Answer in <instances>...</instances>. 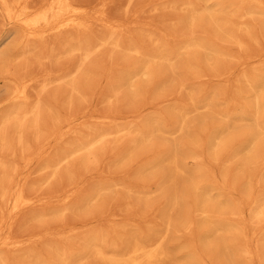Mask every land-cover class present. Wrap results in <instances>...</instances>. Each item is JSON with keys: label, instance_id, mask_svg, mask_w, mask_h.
I'll return each mask as SVG.
<instances>
[{"label": "bare ground", "instance_id": "6f19581e", "mask_svg": "<svg viewBox=\"0 0 264 264\" xmlns=\"http://www.w3.org/2000/svg\"><path fill=\"white\" fill-rule=\"evenodd\" d=\"M116 0H38V1H36V0H0V264H85V259L87 260L88 258H86V257H88V256H92L94 259H96L98 262H100V264H161V261L163 260V259H165V258H168L170 255L166 252V248L164 247V244L165 245H167V243L165 242V240L164 239H166V235L168 236V238L166 239L167 241H170V239H169V237H170V235H168V234H174L175 232H176V234L178 233V232H180V231H178V229H179V225H180V222H179V227H178V229H177V226H176V231L174 230L173 232L174 233H170V232H172L170 229L172 228L171 226H172V224H174V225H177V224H175V221H176V218L175 219H173L175 216L177 217V215L178 214H180V213H177V215H174L173 213L175 212V214H176V210H178V206L180 205V203H181V206L182 205H184V204H182V202L181 201H188V199H190V197L189 198H187V200H186V197H187V195L188 196H191L192 194H193V200L191 199V202H189L188 204H190V203H192V205H191V207L193 208V210L189 207V206H187V207H189V210L191 211H197V212H194V216L195 217H192V218H194L193 219V221L194 220H196L197 218L196 217H200L197 213L199 212V214H201L202 215V218L201 219H203L202 221H200V223L202 222V226H204V227H202V231H203V228H205L206 227V230H205V232L202 234V238L200 237V239H201V241H203V243L206 245V246H208L209 248H208V250L210 249V246H211V248L212 249H217L218 250V252L219 253H215V254H218V256H220V260H221V256L223 255V254H221V252H223L224 254H225V256L227 255V258H228V256H230L229 254H231V253H235L236 251V249H237V246H238V244H239V242H238V244H237V246H236V242H235V238L237 237V235H241V233L239 234V233H237V228L235 227V225L233 224V222H232V220L234 221V219L233 218H231V221H230V217H228V219L226 218V216L228 215V214H230V213H232V214H234L235 213V211H233V212H229V211H227V210H230L231 209V202H228V201H226V200H224L223 198H224V192L226 191V189L224 190V192H222L223 191V189L224 188H221V190L219 189L220 188V186H216V182L214 181L215 180V178H214V180L212 179L213 177L211 176V173H210V171H213V169L212 170H210V168L206 165V164H202L201 165V162H199V160L200 161H202L201 159H203V158H201L202 157V153H203V147H204V149H205V144H203L204 142H205V138L203 139V134H201L200 135V131H199V133H196L195 134V136L197 135V138L196 139H198V134L200 135V137L203 139V143H199V146L201 145L202 147H201V150H202V152L200 151V153H199V151H195V153H194V149L192 150V148L194 147L193 145H191V144H189V145H191L192 147H189V148H191V149H189V150H191V151H193L192 153L193 154H196L197 152V154L196 155H192L191 153V155H188L189 153L188 152H191V151H189L188 150V146L187 145H185L186 143H184L183 145H181L182 147L183 146H185V148H186V146H187V148H186V150H188V152H185L183 149H182V147L180 146L179 148H178V140L176 141L177 142V145H175L174 143H173V145H172V142H170V141H172V140H169V141H167L166 140V143H171L170 145H172V146H174L175 148H176V146H177V148L182 152V153H180L177 149H175V151L177 150L178 151V154L179 155H181V154H183L184 152L186 153V154H183L184 156H182L181 155V157L183 158H190V159H188L190 162L192 161V162H194V163H196V167H195V165H194V163H193V172L192 173H190V178L187 176L186 178H185V176H184V178H185V180L187 179V178H189V179H191V181L189 180V182H188V180H186L187 182H188V185L186 184V186H184V184H183V187H182V185L180 186V188H183V190H182V192H178V190H175V188H174V190L175 191H173V193L171 192V190H166V191H169V194H170V192L173 194V195H171L170 197H171V199H170V201H169V199L167 200V201H169V203H170V205L168 206L169 207V209H171V210H173V211H170V212H173L172 214L174 215V217L172 216V214H171V218L167 215V213H166V215H167V217H168V219H164L163 221H165L164 222V228L163 227H160V228H163V231H161V232H159V231H157L158 232V234H155L156 235V238L154 239V238H152V240H151V238H150V236H149V234H148V236L147 237H149V241H147V240H143V239H141L140 237L143 235H145V233H144V230L141 232V235H140V232H139V234L138 235H140V237L139 236H135V232H133L134 233V236H130L129 237V239H127L128 240V244H126V242H123V239H122V242L123 243H125L127 246H125V247H123L124 249H122V247H121V250H119V248H116V247H120L119 246V244H120V240H121V238H120V240L117 242L118 243V246H117V244L115 243V240L117 239V236H115L116 234H118L119 232V229L117 230V228H116V230H117V232L118 233H116L115 232V234H113L116 238H115V240L113 241V242H111V241H109V239H107L108 241H109V243H107L106 242V238H105V236L106 237H108L109 238V236H107V235H111V234H109V232L111 231V228H110V231H109V229L108 230H106L105 231V226H103L104 228H103V230L101 229V227L100 226H102V224L104 223H100V224H97L98 226L97 227H93V226H91L90 228H88L89 229V231H90V229L92 230L91 232H93L94 231V229H96V230H100V231H94L93 233H91V234H89V235H87V233L85 234V235H87V236H85L86 238H83L84 236H82L83 235V233H81L80 232V235H81V237H82V240H83V242L81 241L80 242V240L79 239H81V237L79 236V234H77L76 233V228L75 227H71V228H69V226H71V224H69V226L67 225L68 224V222L66 223V225L68 226H65V224H64V228L62 227V225H63V222H61L62 223V225H61V227L59 228V227H56V229L54 228V229H51V230H49L47 227V229H45L46 230V232H43V234L41 233V231H40V233L42 234H31V235H28L29 233H30V231H29V233L28 234H18V235H16L17 233H15L16 232V230H17V227H20V226H18L19 225V221L21 220H19V217L22 215V213L25 211V210H27V209H30L31 210V208H34V207H40L41 208V214L46 218V215L47 214H45L44 215V213H42L43 211L42 210H44V209H42V208H44V207H47L48 208V206L49 205H56L57 206V208H56V212H57V214H56V217H57V215L58 216H60L61 214H63V212L64 211H67V210H71V209H75L76 207V209L75 210H86L87 208H89L90 209V207L88 206V198H84L85 200L83 201V199L78 195H76V194H79L80 192H81V187H84V184H85V182L87 181L88 182V180H85V175H86V173H88L89 175H91L90 173H89V171H93V169L94 170H96L94 173H96V175L98 176V178L100 179L99 181H98V183H96L97 182V179H96V182H95V184H97V186L96 185H93L94 187L96 186V188H94V190H93V192L91 191V190H88V191H91L92 192V194H91V192H90V195H91V199H94L95 201H96V205H94V204H92V206L94 205L95 206V208H97V209H95V208H93V207H91L92 209L91 210H97V213H98V211H99V209L101 210V212L99 213L100 215H101V213H102V210L104 209L102 206H103V200H105L106 202H108L107 201V199H105L104 198V196H105V193L108 191H110L111 190V188H114L115 186H119V183L117 182V184H116V181L114 180V182H115V186L113 185V184H110V182L112 181H108V180H105L106 178L105 177H103V180H102V176H103V174H102V170L100 169V167L101 168H103L101 165H100V162H103L104 160H106L105 158L103 159V161L101 160V158L103 157V155H105L106 154V152H105V154H104V151L106 150L105 149V136H106V134H108V135H111L112 133H114L115 134V132H118V134H119V131L120 132H123L121 129H123L125 126H126V123L127 122H124L125 124H123V128L121 127V129H119L120 127L119 126H122V124H120V125H118L117 127H119V128H117L116 127V129H115V127L114 128H112L113 129V131L112 132H108L107 131V129H109L110 128V126H109V128H105V127H107L108 125L107 124H109V123H114L115 122V124H116V119H118L119 118V116H111V114L109 115V114H105L104 112L102 113L101 111H100V109L99 108H97V106H96V109L97 110H95V109H93V110H91L90 108L91 107H88L89 108V110L86 108V109H80L81 108V106H85V105H83V104H85L86 102H87V99L88 98H86V94H88L89 92H94V94H95V98L97 99V102L98 103H101L102 101H103V98H104V100L106 101V98H108V97H106L105 98V89H106V86H105V84H107V82L106 81H108V80H110V82H108V85H107V87L109 86V84L111 85V82H112V79H114L113 81V83H112V85L114 84V83H116L114 86H110L111 87V91H118V89H117V86H121L122 84H126V86L127 87H130V89L129 90H131L132 92H133V96L135 97V96H137V94L140 92V90H139V88H138V86L141 84H135L136 82L134 81L135 79H137L138 81H139V79H141V78H143V79H147V81L149 80V81H151L152 80V82H153V79H156V78H154V77H156V74H158V73H160L161 72V70H163V72L165 71V69H167V68H171L172 67V63H171V61H172V59H174V61H175V63L176 62H178L177 60H175V59H177L176 57H178V55L180 54V50H185V51H189L190 50V53L188 54L189 56H190V54H191V51L193 50V49H195V48H204V47H206L204 50H206V49H208V50H210V52L209 53H205V51L204 50H202V52L203 53H205V54H209V56H210V54L213 56V54L215 55L214 57H215V59H216V57H225L226 55H228L227 54V52H226V55L224 56L223 54H222V47H221V45L223 44L222 42V44L218 41L217 42V40H216V42H215V40L214 41H212V38H211V41L212 42H210L209 40H208V43H219L220 44V47H218L219 45L218 44H216V47H217V51L215 50V49H213V48H215V44L213 43L212 44V46H213V48H212V46H211V44H209L210 46H211V48L212 49H209L208 47H207V44L205 45V43H207V42H205V41H201V40H199L200 42H198V39H201V37H199L198 39H197V37L196 36H194L193 35V37H196V39H197V41L196 40H194L193 41V37L191 38L190 37V33L187 35V36H189L188 37V39H186L185 38V40H183L178 46H176L178 43H179V41H181V40H179L178 41V43H177V39L176 38H174V36H173V39L176 41L175 43L173 42V40L171 39L172 37V35L171 34H173V33H169L170 31H168V35H171L170 36V41L171 42H173V43H171V42H169L167 39L169 38L168 37V35H166V32H164V34H165V36H164V34H163V36L166 38L165 40L167 41V42H165L164 43V41H163V39H161V36H160V38L158 37V36H156L155 37V39H154V36L153 35H155L154 33L155 32H153V34L151 33V34H149V30L148 31H145V30H143L144 29V27H145V25H144V27H143V31H145V33L147 32L148 33V35L147 36H143L142 35V37L143 38H141V40H140V42H137L135 39H133V40H135L137 43H135V41H132L130 38H128L130 35H129V33H130V29H131V27H135L136 25H139V24H141V21L143 20L142 18H141V13H143V9L145 8H143V7H140V8H143V9H141L140 10V8L138 9L137 8V10H136V8H135V10L133 9V11L131 10V6H130V0H128L127 2V4H126V2H125V11H127V12H130V15H128V18L126 19V16H125V19L123 18V17H118V16H116L117 15V13H116V15H114V14H112V13H114V12H112L111 13V11H110V6H112L113 4L112 3H114ZM136 1V0H135ZM157 1V0H156ZM161 1V0H160ZM180 1V0H179ZM189 1V0H188ZM193 1V0H192ZM206 1H208V0H206ZM150 2H152V1H149V2H144V0H143V2H141V3H145L143 6H149L151 3ZM186 2H187V0H186ZM190 2V1H189ZM194 2V1H193ZM215 2V1H214ZM225 2H227V0L226 1H224V3ZM229 2H233V0L232 1H228L227 2V4L229 3ZM237 2V3H236ZM236 2H234V3H236V5L238 6V8L240 7V4H242L243 6H244V12H245V10H246V13H249V12H251V14H252V12L255 14V16H256V14H257V17L258 18H256V19H258L257 21V25L255 24V23H253L254 25H252L251 23H250V21L248 22L249 24H251L252 26H254V27H252L251 29L254 31V32H250V27L248 28L247 26V29L246 30H248V29H250L249 30V32L250 33H253V34H255L256 35V33H257V31H255V27L257 28V26L259 27V31H258V33H257V35H259L260 33L262 34L261 36H263V37H261V41L262 40H264V1L263 0H238V1H236ZM130 3V4H129ZM139 3H140V1H139ZM161 3V2H160ZM173 3V2H172ZM210 3V2H209ZM211 3H212V1H211ZM218 3V2H217ZM112 4V5H111ZM181 4H187L186 5V7L187 8H189L190 6H189V4H192V6L193 5H195V4H197V2L195 3V4H193V3H181ZM213 5L214 4H216V3H212ZM212 4H210L211 5V9L212 8H214V7H212ZM230 4V3H229ZM228 4V5H229ZM233 4V3H232ZM140 5H142V4H140ZM157 5V4H156ZM159 5V4H158ZM207 5V4H206ZM222 5L224 6V5H226V4H223L222 3ZM235 5V6H236ZM242 5H241V7H242ZM129 6H130V9H129ZM154 6V5H153ZM178 6V5H177ZM185 6V5H184ZM189 6V7H188ZM222 6V7H223ZM230 6H232V5H230ZM234 6V7H235ZM176 7V6H175ZM208 8V6H205V8ZM210 7V6H209ZM225 7V6H224ZM220 8L219 10H217L216 12H210L209 11V8L207 9L208 10V16L209 17H211V19H213L214 20V22H215V24H216V26H218L217 27V29H220V31H222V32H224V33H226V31H228L227 33H230L229 32V29H232L231 28V26H232V23H231V21L230 20H228V19H225V17L224 16H222V17H224V19L225 20H223L222 19V17L220 18L219 17V15H221V14H223L225 11V8ZM122 8V7H121ZM149 8H153L152 10H155L154 8H156V6H154V7H152V5L151 6H149ZM162 8V7H161ZM171 8V7H170ZM193 8V7H192ZM196 8V10H195V12L193 11L194 9ZM199 8V7H198ZM202 8V7H201ZM204 8V9H205ZM237 7H235V9H236ZM246 8V9H245ZM123 9V8H122ZM150 9V10H151ZM203 9V8H202ZM202 9H201V11H202ZM203 9V10H204ZM210 9V10H211ZM234 9V10H235ZM130 10V11H129ZM167 10V9H166ZM187 10V9H186ZM185 10V11H186ZM189 10V9H188ZM193 12L191 13V14H189L188 15V19L190 20V23L191 24H196L197 25V23H196V20H197V7L196 6H194V8H193ZM213 10V9H212ZM227 10V9H226ZM205 11H206V9H205ZM227 11H229V9L227 10ZM231 11H232V9H231ZM231 11L230 12H225V13H227V16H229V13H231ZM242 11H243V8H242ZM241 11V12H242ZM171 12V11H170ZM234 12H236V11H234ZM240 12V15H238V12H237V16L235 15V13L233 14L234 16H236V17H234L235 19L237 18V17H239V18H241V19H243L244 18V16H245V14H244V12H242L243 13V15H242V13ZM173 13V12H172ZM177 13V12H176ZM189 13V12H188ZM203 13V12H202ZM202 13H201V15H202ZM216 13V14H215ZM224 13V14H225ZM170 14V13H169ZM118 15H120V14H118ZM164 15V14H163ZM187 15V14H186ZM246 15H248V14H246ZM253 15V14H252ZM121 16V15H120ZM167 16H168V14H167ZM232 16V15H231ZM243 16V17H242ZM254 16V15H253ZM254 16V17H255ZM166 17V16H165ZM164 17V18H165ZM170 17V16H169ZM207 17V16H206ZM206 17H204L205 18V21H206ZM232 17V18H233ZM248 17V16H247ZM252 17V16H251ZM253 17V18H254ZM123 18V19H122ZM177 18V17H176ZM182 18V17H181ZM186 19H187V16L185 17ZM184 18V19H185ZM221 19V21H220V19ZM229 18V17H228ZM239 18H237V19H239ZM142 19V20H141ZM199 19H201V18H199ZM251 19V18H250ZM166 20V19H165ZM168 20H169V18H168ZM233 20V19H232ZM246 20V19H245ZM252 20V19H251ZM254 20H255V18H254ZM171 21H173V20H171ZM207 21H208V19H207ZM210 21V20H209ZM235 23L237 22V25H238V21L236 20H233ZM241 21L242 20H239V23H241ZM146 22V21H145ZM150 22V21H149ZM152 22V21H151ZM150 22V23H151ZM164 22H166V21H164ZM187 22L189 23V21L187 20ZM244 22H247V21H244ZM167 23H168V21H167ZM174 23V22H173ZM186 23V22H185ZM199 23H200V21H199ZM205 23V22H204ZM209 23H213V21L212 22H209ZM208 23V25H205V24H203V25H205L206 27L207 26H210L211 24H209ZM248 23H247V25H248ZM142 24H144V21L142 22ZM148 24V23H147ZM147 24H146V28H149L148 26H147ZM152 24V23H151ZM156 24V23H155ZM161 24V23H160ZM242 24V23H241ZM240 24V26L238 25V27H243L242 25ZM187 25V24H186ZM190 25V24H189ZM213 25V24H212ZM141 26V25H140ZM197 26H199V25H197ZM197 26H196V28H197ZM204 26V27H205ZM235 26V25H234ZM233 26V27H234ZM250 26V25H249ZM162 27V26H161ZM211 28H212V26H210ZM141 28V27H140ZM151 28H152V26H151ZM167 28V27H166ZM191 28V27H190ZM227 28V29H226ZM135 29V28H134ZM133 29V30H134ZM150 29V28H149ZM157 29V28H156ZM156 29H155V31H156ZM170 29V28H169ZM208 29H209V27H208ZM233 29H235V27L233 28ZM232 29V30H233ZM239 29H242V28H239ZM147 30V29H146ZM165 30V29H164ZM176 30V29H175ZM245 30V29H244ZM244 30H242V34H243V31ZM258 30V29H257ZM135 31V30H134ZM217 31V30H216ZM215 31V32H216ZM237 33H239V31H237V29L235 30ZM142 32V31H141ZM161 32V31H160ZM171 32H174V31H172L171 30ZM193 32V31H192ZM214 32V33H215ZM221 32V35L222 34H224V33H222ZM241 32V31H240ZM249 32H245L244 31V33H245V35L246 34H249V35H246L247 36V38L249 39V41H251L252 42V40L253 39H250V33ZM256 32V33H255ZM122 33H125V35L126 34H128V41L125 43V45L122 43V41H119V37H118V35L117 34H122ZM132 33V32H131ZM146 33V34H147ZM162 33V32H161ZM181 32H179V34H180ZM217 33H220V32H217ZM158 34V33H157ZM193 34V33H192ZM216 34V33H215ZM239 34H241V33H239ZM241 34V35H242ZM252 34V35H253ZM123 35V34H122ZM174 35V34H173ZM212 35H213V31H212ZM219 36V37H222V36ZM227 35V34H226ZM229 35H231V34H228L227 35V37H229V39L230 38H232V39H230V40H235L234 41V43L236 42V39L234 38V37H230ZM244 35V36H245ZM254 35V36H255ZM153 37V39H152V37ZM187 36H184V37H187ZM204 36V35H203ZM260 36V35H259ZM133 37V36H132ZM207 37V36H206ZM205 37V38H206ZM215 37V36H214ZM241 37H243V35L241 36ZM256 37V36H255ZM255 37H253V36H251V38H254V42H255V44H256V40L258 39V36L256 37V40H255ZM178 38V37H177ZM182 38V37H181ZM189 38H191V39H189ZM204 38V39H205ZM246 38V37H245ZM157 39H160L161 40V42H160V44H157V46H156V44H155V46H156V48L155 49H153L152 47H155L154 45H152L151 43L152 42H154L153 40H155V42H156V40ZM195 39V38H194ZM203 39V38H202ZM208 39V38H207ZM215 39H220V38H217V36H216V38ZM221 39H226V38H224V36H223V38H221ZM229 39L227 38V40L229 41ZM163 41V42H162ZM246 41H248L247 39H246ZM258 41V40H257ZM124 42V41H123ZM157 42H158V40H157ZM156 42V43H157ZM203 42H205V43H203ZM231 42V41H230ZM239 42V41H238ZM140 43L142 44H145V45H149V44H151L152 46H151V48L153 49V50H148V48L150 47H146L145 48V46H143V45H140ZM147 43V44H146ZM166 43H170V46H168L169 44H166ZM233 43V44H234ZM240 43H241V41H240ZM239 43V44H240ZM249 43V42H248ZM258 43H260V41L259 42H257V44ZM122 44V45H121ZM175 45L176 47L174 48L172 45ZM235 44H237V43H235ZM239 44H237V45H239ZM261 44V43H260ZM263 45H264V42L262 43ZM109 45H112L113 47H115V48H122L123 47V49H121L122 51H123V55L124 56H126L127 58L129 57V56H132L133 57V59H132V61H130V63L128 62V64L127 65H125L124 67H122L121 66V64L118 66V63H115L113 60H111V61H109L108 62V57H107V55H105V49H106V47H109ZM124 45V46H123ZM205 45V46H204ZM224 45V44H223ZM236 45V46H237ZM242 45H244V44H242ZM248 45V44H247ZM143 46V47H142ZM111 47V46H110ZM171 47H173L172 49H170ZM232 47V46H231ZM239 47H241L240 45H239ZM150 48V49H151ZM218 48H220L221 49V52H220V49L218 50ZM243 48H244V46H243ZM250 48H251V46H250ZM260 48H261V46H260ZM229 49V48H228ZM239 49H241V48H239ZM245 50L247 49V50H249L248 48H244ZM243 49V50H244ZM254 49V48H253ZM207 50V51H208ZM238 50V49H237ZM245 50H244V54H245ZM259 50V49H258ZM263 50V49H262ZM122 51L120 52V53H122ZM219 51V52H218ZM242 51V50H241ZM251 51V50H250ZM194 52V51H193ZM193 52H192V54H193ZM240 52V51H239ZM260 52V51H259ZM185 53H188V52H185ZM185 53H182V54H185ZM197 54H198V52H196ZM201 53V52H200ZM224 53V52H223ZM229 53V52H228ZM241 53V52H240ZM239 53V54H240ZM254 53V52H253ZM257 53V52H256ZM255 53V54H256ZM261 53V52H260ZM192 54H191V56H192ZM204 54V55H205ZM231 55L232 54H234V53H230ZM229 54V55H230ZM237 53L235 52V58H237V55H236ZM119 55V54H118ZM187 55V56H188ZM246 55H247V53H246ZM251 55V54H250ZM123 56V58H126V57H124ZM185 56V55H184ZM193 56H194V54H193ZM211 56V57H212ZM239 56H241L242 57V55L240 54ZM252 56V55H251ZM179 57H180V55H179ZM179 57H178V59H179ZM195 57V62L197 61V58H196V56H194ZM194 57L192 58V57H190V58H192V60H190L188 57V59L187 60H190V61H192L193 62V59H194ZM206 57V56H205ZM240 57V58H241ZM250 57V56H249ZM249 57H245L247 60L248 59H250ZM112 58V57H111ZM181 58V57H180ZM202 58V60H206V59H203V57H201ZM210 58V57H209ZM254 58H257V59H259V60H261L260 61V64L262 63L263 64V62H262V59L264 58V54H259V55H254ZM113 59V58H112ZM184 59V58H183ZM185 59H186V57H185ZM184 59V60H185ZM214 59V60H215ZM217 59H219V58H217ZM222 59V58H221ZM225 59H227V57H225ZM228 59H230V58H228ZM244 59V57H242V60ZM252 59V58H251ZM182 62H183V60L182 59H180ZM212 60V59H211ZM211 60H208V63H205V64H211V63H209ZM246 60V61H247ZM255 60V59H254ZM264 60V59H263ZM200 61V60H199ZM207 61V60H206ZM205 61V62H206ZM224 61V60H223ZM223 61H221V62H223ZM235 61H238L237 59L235 60ZM244 61H245V59H244ZM244 61H242L241 63L240 62H238V65L240 64V65H244ZM251 61H253V60H251ZM116 62H117V60H116ZM188 62L189 61H185V63H187L188 64ZM191 62V63H192ZM212 62V61H211ZM218 63H221L219 60L217 61ZM217 62H215V63H217ZM122 63V62H121ZM126 63V62H125ZM174 63V62H173ZM174 63V64H175ZM190 63V62H189ZM194 63V62H193ZM197 63V62H196ZM203 63H204V61H203ZM202 63V64H203ZM214 63V64H215ZM248 63V62H247ZM250 63V62H249ZM254 63H257V62H254ZM259 63V62H258ZM174 64H173V66H174ZM177 64V63H176ZM186 64V65H187ZM195 64V63H194ZM198 64V63H197ZM197 64H195V66L197 65ZM260 64H259V66H260ZM193 65V64H192ZM201 65V64H200ZM213 65V64H212ZM237 65V66H238ZM248 65V64H247ZM249 65H251V63L249 64ZM53 66H58V68H53ZM177 66V65H176ZM175 66V67H176ZM181 66V65H180ZM202 66V65H201ZM217 66V65H216ZM226 66V65H225ZM224 66V67H225ZM236 66V67H237ZM241 66V67H242ZM254 66V64L252 65V67ZM178 67V66H177ZM176 67V68H177ZM193 67H194V65H193ZM197 67V66H196ZM227 67H229L228 65H227ZM240 66H238V70L240 69L241 70V72L243 71L242 70V68H241ZM246 67V66H245ZM174 68V67H173ZM180 68H182V67H180ZM189 69L190 71H192V68H191V64H190V67H188V65H187V67H186V69ZM204 68V67H203ZM220 68V67H219ZM221 68H223V67H221ZM244 68V67H243ZM248 68H250V66H248ZM256 71H257V69L256 68H258L257 66L255 67H253ZM263 68H264V66H263ZM118 70L117 72H119L118 73V75L117 76H112V74H111V71L112 70ZM168 69V70H169ZM179 69V68H178ZM187 69V70H188ZM195 69V68H194ZM193 69V70H194ZM197 69V68H196ZM198 69H199V65H198ZM218 69V68H217ZM229 69V68H228ZM175 70H177V69H175ZM180 70H182V69H180ZM179 70V71H180ZM202 70V69H201ZM201 70H199V71H201ZM204 70V69H203ZM225 70H227V69H225ZM238 70H236V72L238 71ZM264 70V69H263ZM197 71V70H196ZM196 71L194 70L193 72H191L190 74L191 75H193L194 73H196ZM217 71V70H216ZM215 71V72H216ZM219 71V70H218ZM246 71V70H245ZM245 71H243V72H245ZM249 71V70H248ZM255 71V72H256ZM259 71V72H258ZM257 71V74H254V73H252V72H250L251 74V77L250 78H248L246 75L248 74H246V75H243L242 73H240L239 72V74L241 75V77H242V80H243V82H242V80L240 79V81H238V82H240V84L241 83H246L247 84V87H246V89H245V87L244 86H242L243 84H241V86L242 87H244V89L243 88H241L240 87V89L238 88L239 86H237V87H235V88H237L238 89V93H243V92H246L245 94H246V96L250 99V101L248 102V103H246L245 102V104L244 105H242L243 107H241V109H240V111L239 112H237L238 111V109H237V111H235L236 109V104H235V108L233 107V109H234V111H235V115H237V118L238 119H246V118H248V117H246V116H250V118L249 119H252V121H249L248 119H246L245 120V122L247 123L248 121L250 122V123H248L249 125L251 124V125H253L252 126V128L250 129V128H245V125H243V127H244V129L245 130H249L250 129V132L249 131H247V132H249V134L250 135H248V136H250V137H248L249 139L248 140H245V142H243V143H241V145H240V147H239V150L238 151H244L243 153H246L247 154V156H248V159H251V158H255L256 159V153L257 152H260L258 149V151L255 149L256 147H258V146H255V144L256 145H259L260 143H262V142H264V140L263 141H259V143H256V142H258V137H262V136H258V135H260V133H264V71H260V70H258ZM166 72H168V71H166ZM172 72V74H174V72L173 71H171ZM181 72V71H180ZM179 72V73H180ZM203 72V71H202ZM206 71L204 70V72L202 73V75L203 74H206L205 73ZM227 72H228V70H227ZM162 73V72H161ZM160 73V74H161ZM178 73V74H179ZM228 73H230V72H228ZM178 74L176 73L175 75L176 76H178ZM187 75L189 74V72L187 71V73H186ZM208 74V73H207ZM207 74H206V76H207ZM212 74V73H211ZM216 74V73H215ZM221 74V75H220ZM218 73L217 75H214V74H212V76L214 75L215 77H213V79H217V80H220V77L222 78V74H223V72L222 73ZM231 74V73H230ZM237 75V77L238 76H240V75ZM245 74V73H244ZM254 74V75H253ZM162 75V74H161ZM161 75H159L158 74V76H161ZM195 75H197V73L196 74H194V77H195ZM225 76L226 75H228V74H224ZM249 75V74H248ZM199 76H201V72L199 73ZM229 76V75H228ZM170 77H172L173 78V76H171V74H170ZM175 77V76H174ZM179 77V76H178ZM197 77V76H196ZM204 76H202V78H203ZM234 77V76H233ZM235 77V80L236 79H238V78H240V77ZM162 79H163V77H161ZM198 78V77H197ZM201 78V77H200ZM199 78V79H200ZM205 78V77H204ZM203 78V79H204ZM209 78V77H208ZM207 78V79H208ZM226 78V77H225ZM158 80L160 79L159 77L157 78ZM191 79H195V78H193V76H192V78ZM57 80H62L61 82H59V84L60 83H62V82H64V84H65V86H63L64 88V90H63V95H65V96H63L64 98L62 99L61 97H60V99L61 100H64L63 101V104H61V105H63V107L65 108V110H63V109H61V110H63V111H61V110H58L57 108H55V97H54V95H50V97H52V99H54V100H52L53 102L52 103H50L47 107H45L44 109H46L47 108V111L48 112H45L46 113V115H43V112H42V101H41V99H42V93H44V92H46L47 90H48V88H49V86L53 83V82H55V81H57ZM173 80V79H172ZM171 80V81H172ZM175 80V79H174ZM173 80V81H174ZM176 80L179 82L180 80H178V78H176ZM176 80H175V82H176ZM196 80H198V79H196ZM195 80V81H196ZM200 80H202V79H200ZM225 81H226V79H224ZM223 80V81H224ZM146 81V82H147ZM155 81L156 80H154V83H155ZM199 81V80H198ZM210 81V80H209ZM233 82H234V80H232ZM140 82V81H139ZM145 82V81H144ZM159 83H160V81H158ZM165 82V81H164ZM180 82H182V81H180ZM179 82V83H180ZM200 82V81H199ZM207 82V81H206ZM229 82H231V81H229ZM233 82H232V84H233ZM149 83V82H148ZM201 83H202V81H201ZM201 83H199V84H201ZM211 83H213V82H211ZM235 83H236V81L234 82V85H235ZM58 84V85H59ZM63 84V83H62ZM63 84V85H64ZM143 84V83H142ZM158 84V83H157ZM162 84V83H161ZM164 84V83H163ZM162 84V85H163ZM171 84V83H170ZM182 84V83H181ZM197 84V83H196ZM227 84V83H226ZM226 84L224 85V86H226ZM239 84V85H240ZM61 85V84H60ZM154 85H156V84H154ZM174 85H176L175 83H174ZM180 85V84H179ZM214 85V84H213ZM216 85V84H215ZM219 85V84H218ZM222 85V84H221ZM229 85H230V83H229ZM237 85V84H236ZM122 86H124V85H122ZM121 86V87H122ZM158 86V85H157ZM165 85H163V87H164ZM177 86H178V84H177ZM188 86V85H187ZM212 86V85H211ZM232 86V85H231ZM126 87V88H127ZM159 87V86H158ZM162 87V88H163ZM166 87V86H165ZM181 88H183V86H180ZM195 87V86H194ZM55 88V87H54ZM167 88V87H166ZM196 88V87H195ZM216 88V87H215ZM214 88V89H215ZM224 88V87H223ZM222 88V89H223ZM233 88H234V86H233ZM60 89H62V88H60ZM110 89V88H109ZM137 89L139 90V92H137ZM140 89H142L141 87H140ZM156 89H158V88H156ZM221 89V90H222ZM181 90V89H180ZM183 90V89H182ZM204 90V89H203ZM212 90V89H211ZM49 91V90H48ZM47 91V92H48ZM55 91V90H54ZM158 91V90H157ZM165 91H167V89L165 90ZM208 91V90H207ZM210 91V90H209ZM215 91V90H214ZM214 91H211V92H214ZM216 91H217V89H216ZM215 91V92H216ZM219 91V90H218ZM217 91V92H218ZM223 91H226V90H223ZM229 91V90H228ZM233 91V90H232ZM46 92V93H47ZM51 92V91H50ZM88 92V93H87ZM204 92V91H203ZM217 92H216V94H217ZM222 92V91H221ZM220 91H219V93H221ZM227 92V91H226ZM235 92H237V90L235 91ZM234 92V93H235ZM52 93V92H51ZM172 93V92H171ZM189 93V92H188ZM208 92H206L205 94H207ZM224 93V92H223ZM234 93H233V95H234ZM59 94V93H58ZM152 94H154V93H152ZM187 94V93H186ZM204 94V95H205ZM209 96H212L213 95V93H210L209 92ZM212 94V95H211ZM215 94V96H218V94L216 95ZM44 95V94H43ZM48 95V94H47ZM139 95H140V93H139ZM202 95L203 94H201L200 96L202 97ZM223 95V94H222ZM221 95V96H222ZM225 95V94H224ZM223 95V96H224ZM231 95V94H230ZM228 96V97H231V96ZM237 95V94H236ZM240 95V94H239ZM45 96V95H44ZM206 96V95H205ZM208 95H207V98L209 97ZM220 96V97H221ZM88 97V96H87ZM110 97V96H109ZM165 97V96H164ZM204 97V96H203ZM202 97V98H203ZM219 97V96H218ZM219 97V100L221 101V98ZM226 97H227V95H226ZM235 96H233V97H231V98H234ZM237 97V96H236ZM242 97H243V95H242ZM246 97V98H247ZM49 98V97H48ZM148 98V97H147ZM168 98V97H167ZM191 98H192V96H191ZM198 98V97H197ZM197 98H195L196 99V101H197ZM207 98H205V99H207ZM211 98V97H210ZM213 98H215V97H213ZM231 98L229 99L230 101H231ZM243 98H245V97H243ZM246 98L244 99V101H246ZM247 98V99H248ZM143 98H141V100H142ZM169 99H170V97H169ZM175 98H173V100H174ZM194 99V98H193ZM198 99H200V97L198 98ZM212 99V98H211ZM217 99V98H216ZM215 99V100H216ZM228 99V98H227ZM234 99H236L235 101H236V103L239 101L237 98H234ZM248 99V100H249ZM50 100V99H49ZM49 100H47V101H49ZM89 100V99H88ZM92 100V99H91ZM110 100V99H109ZM108 100V101H109ZM116 100H117V98H116ZM166 100V99H165ZM214 100V99H213ZM223 101H224V99H222ZM238 100V101H237ZM162 101H163V99H162ZM177 101V100H176ZM175 101V102H176ZM180 101V100H179ZM195 101V102H196ZM200 101H201V99H200ZM200 101H199V103H198V101H197V103L200 105ZM207 102L206 103H202V105L203 106H207L208 105V99L206 100ZM210 101V100H209ZM217 101V100H216ZM219 102V103H224V102ZM57 102V101H56ZM115 102V101H114ZM119 102V101H118ZM152 103H153V101H151ZM166 102V101H165ZM173 102V101H172ZM194 102V100L192 101V103ZM226 102V101H225ZM233 104L235 103V102H233V100L231 101ZM103 103V102H102ZM112 103V102H111ZM121 102H119L118 104H120ZM124 103V102H123ZM122 103V104H123ZM141 103V102H140ZM161 103V102H160ZM180 103V102H179ZM183 103V102H182ZM215 103V102H214ZM229 103V102H228ZM44 104V103H43ZM89 104V103H88ZM94 104H96V102L94 103ZM162 104V103H161ZM185 104H186V102H185ZM185 104H183L182 105V107L185 105ZM198 104H197V107H198ZM210 105V107H212V105L213 104H211V103H209ZM227 104V103H226ZM225 104V105H226ZM238 104H239V102L237 103V106H238ZM116 105V104H115ZM140 105H143V104H140ZM145 105V104H144ZM163 105V104H162ZM175 105H177V104H175ZM189 105V104H188ZM192 105V109L194 110V108H193V104H191ZM190 105V106H191ZM217 105V104H216ZM220 105L221 104H219V107H220ZM58 106H59V104H58ZM87 106V105H86ZM95 106V105H94ZM101 106H102V104H101ZM158 107V105H155V107ZM195 106V105H194ZM218 106V105H217ZM222 106V105H221ZM223 106H224V104H223ZM227 106H230V103L227 105ZM108 107V106H107ZM140 107V106H139ZM142 107V106H141ZM144 107H146V106H144ZM143 107V108H144ZM149 107V106H148ZM154 107V108H155ZM177 107V106H176ZM176 107H173L174 109L176 108ZM180 107V106H179ZM185 107V106H184ZM201 107V106H200ZM208 107V106H207ZM206 107V111H205V114H206V112H208V111H210V113H211V108H207ZM218 107V109L220 110V108ZM225 107V106H224ZM85 108V107H84ZM178 108V107H177ZM196 108V107H195ZM202 108V107H201ZM227 108V107H226ZM226 108H223V109H226ZM60 109V108H59ZM119 109V108H118ZM179 109V111H180V108H178ZM177 109V110H178ZM197 109H199V107L197 108ZM205 109V108H204ZM208 109V110H207ZM215 109V108H214ZM222 109V110H223ZM228 109V108H227ZM223 110L224 112V114L225 115H223V113H222V111L220 112V111H218L217 109L215 110V111H213V109H212V113L214 112V114L217 112V113H219L218 115H219V117L221 116V115H223L224 117H225V119H224V117L222 118V119H224L223 121H224V123H225V125H226V123H228L229 124V122H231V124H229V125H234V124H239L238 123V119H233V116H234V112H233V109H231V112H229L228 110ZM99 110V111H98ZM113 110V109H112ZM117 110V109H116ZM162 110V109H161ZM187 109L185 108L184 110H183V108L181 109V111H183V113L186 111ZM191 109H190V107H189V109H188V111H190ZM196 110V109H195ZM46 111V110H45ZM108 111V110H107ZM138 111V110H137ZM140 111V110H139ZM165 111V110H164ZM175 111H176V109H175ZM110 112V111H109ZM108 112V113H109ZM114 112H115V110H114ZM146 112V111H145ZM153 112H155V111H153ZM176 112H178V111H176ZM187 112V111H186ZM185 112V113H186ZM199 112V111H198ZM201 112V111H200ZM199 112V113H200ZM48 113V114H47ZM139 113V112H138ZM182 113V114H183ZM190 113H192V112H190ZM194 113V112H193ZM222 113V114H221ZM117 114H118V112H117ZM124 114V113H123ZM122 114V115H123ZM133 114V113H132ZM148 113L146 112V115H147ZM151 114H152V111H151ZM158 114H160V113H158ZM157 114V115H158ZM162 114H164V113H162ZM177 114V113H176ZM179 114V113H178ZM186 114H188V113H186ZM185 114V115H186ZM221 114V115H220ZM113 115H114V113H113ZM143 115V114H142ZM154 115V114H153ZM156 115V114H155ZM164 115H166V114H164ZM164 115H162V116H164ZM199 115V114H198ZM207 115V114H206ZM208 115H209V113H208ZM211 115V114H210ZM217 115V114H216ZM218 115H217V117H218ZM136 116V115H135ZM145 116V115H144ZM144 116H142V117H144ZM148 116V115H147ZM160 115H158V117H159ZM182 116V115H181ZM184 116V115H183ZM188 116H190L189 114H188ZM196 116V115H195ZM202 116H204L203 117V122L206 120V119H208L207 118V116H206V119H205V115H202L201 114V117ZM212 116V115H211ZM215 116V115H214ZM124 117V116H123ZM127 117V116H126ZM139 117V116H138ZM155 117H157V116H155ZM155 117H153V118H155ZM166 117V116H165ZM165 117H163V118H165ZM174 117V116H173ZM177 117V116H176ZM179 117H180V115H179ZM187 117V116H186ZM201 117H199V119L200 120H198L197 119V122H196V120H195V122L196 123H198V125H199V122L201 121L202 122V120H201ZM235 117V116H234ZM244 117H246V118H244ZM137 118V117H136ZM140 118H141V116H140ZM150 118V117H149ZM152 118V119H153ZM162 118V119H163ZM193 119H194V116L192 117ZM213 117H211L209 120H211ZM221 118V117H220ZM236 118V117H235ZM139 119V118H138ZM144 119V118H143ZM142 119V120H143ZM146 119H148V118H146ZM145 119V120H146ZM162 119L159 117V118H155V120H153L151 123H150V125L152 124H155L156 125V123L158 122V121H162ZM166 119H167V117H166ZM166 119H163L164 121H165V124H167L170 120L169 119H167V120H169V121H167L166 122ZM215 119V118H214ZM137 120V119H136ZM173 120H177V119H173ZM178 120H180V119H178ZM178 120H177V122H178ZM182 120H183V117H182ZM190 120V119H189ZM213 120V119H212ZM216 120V119H215ZM233 121V123H232V121ZM126 121V120H125ZM134 121V120H133ZM148 121V120H147ZM181 121V120H180ZM222 121V122H223ZM123 122H120V123H123ZM132 122V121H131ZM135 122V121H134ZM159 122V123H160ZM174 122V121H173ZM185 122H186V120H185ZM189 122V121H188ZM206 122V121H205ZM209 121H207L206 123H208ZM217 122V121H216ZM216 122H211V123H213V125L212 126H214V125H216L215 123ZM222 122L221 123H219V122H217V126H218V123H219V126H220V124H222ZM235 122H237V123H235ZM242 122H244L243 120H242ZM252 122H253V124H252ZM118 123V122H117ZM129 123V122H128ZM143 124L141 125L142 126V129H144L143 128V125H144V122H142ZM159 123H157V124H159ZM162 123H163V121L160 123L161 125H162ZM170 123V122H169ZM180 123V124H179ZM184 123V122H183ZM192 122H191V120H190V124H191ZM194 123V122H193ZM192 123V124H193ZM115 124H113V125H115ZM130 124V123H129ZM133 124V123H132ZM148 124V123H147ZM146 124V125H147ZM172 124H175V123H172ZM182 124V122H178L177 123V125L176 126H180ZM244 124V123H243ZM247 124V126H249ZM105 125H107V126H105ZM134 125V124H133ZM138 125V124H137ZM163 125H164V123H163ZM167 125H169L168 127H167V129L170 127V128H172V126L173 125H171L170 126V124H167ZM187 125H189V123H187ZM201 125V124H200ZM209 124H204V126H208ZM116 126V125H115ZM154 126V125H153ZM152 126V127H153ZM175 126V125H174ZM173 126V127H174ZM185 126V125H184ZM203 126V127H204ZM218 126V127H219ZM238 126V125H237ZM131 127V126H130ZM129 126H128V128H130ZM134 127V126H133ZM132 127V128H133ZM151 126H150V128H147L146 129V127H145V129L147 130V133H146V131H145V129L144 130H142V129H140V127H139V129H137L138 128V126L136 127V130H138V132L136 131L135 132V129H134V132L137 134V138L139 139V140H137L136 142H140V139H141V141L142 140H145L146 138L145 137H147L148 138V136H146V135H148V131H149V136H150V134H154V131L157 129V127H154V129L152 128ZM160 127L161 126H159L158 125V128L160 129ZM189 127V126H188ZM188 127H186V129L188 128ZM190 127H191V129L193 130V128H192V126L190 125ZM201 127V126H200ZM199 127V128H200ZM221 127V126H220ZM236 127V126H235ZM241 127H242V125H241ZM249 127H251V126H249ZM175 128H177V130H178V127H174V129ZM180 128V127H179ZM184 128V127H183ZM217 128V127H216ZM225 128L226 127H224L223 126V129L222 130H225ZM230 128H231V126H230ZM149 129V130H148ZM163 129V128H162ZM161 129V130H162ZM165 129H166V127H165ZM166 129V134L167 133H169V132H167L168 130ZM173 129V128H172ZM173 129V130H174ZM185 129V128H184ZM186 129H185V131H186ZM190 129V130H191ZM197 128L195 127V130H196ZM202 129V128H201ZM204 129V128H203ZM207 130H208V132L209 131H211L212 132V135H213V130L215 129V128H211V126H209V129H208V127L206 128ZM206 129H204V130H206ZM210 129H213V130H210ZM232 129V128H231ZM231 129H229V130H231ZM236 129H238V128H236ZM242 129V128H241ZM125 130H127V127L124 129V131ZM154 130V131H153ZM158 130V129H157ZM170 130V129H169ZM173 130L170 132V133H172L173 132ZM176 130V129H175ZM181 130V129H180ZM192 130H191V132H189V133H192ZM233 130L234 129H232V135H234L235 133H236V131H235V133L233 132ZM128 131V130H127ZM127 131H125L126 133L125 134H128V132ZM130 132H132V130H129ZM164 129L160 132V133H164ZM198 131V130H197ZM196 131V132H197ZM217 131H218V129H217ZM219 131H220V128H219ZM217 132L216 134H215V137H214V141L217 143V145H216V143H214V141H213V139H208V142H210L211 140H212V142L214 143V146H216L217 148L219 147V145L222 143L223 145H221V147L223 148H221V147H219L218 149H220L221 148V150L223 151V155H225L224 153H228V152H230V151H228V150H230V149H228V150H224V144H225V142H224V140H225V138H226V136H228L230 133L227 131V129L225 130V131H227L229 134H223V132ZM224 131V132H225ZM129 132V133H130ZM133 132V133H134ZM153 132V133H152ZM156 132V131H155ZM178 132H179V130H178ZM178 132H176L175 131V133H178ZM187 132V131H186ZM184 133V131H183V133L184 134H187V133ZM205 132H206V134H211L210 132L208 133L207 131H204V136H205ZM237 132H239V130H237ZM241 132H243L244 133V131H242L241 130ZM241 132H240V137L241 138H243V136L245 135H241ZM246 132V131H245ZM246 132V133H247ZM159 133V130H158V134H160ZM194 133V132H193ZM193 133H192V136L194 137V135H193ZM242 133V134H243ZM117 134V133H116ZM115 134V135H116ZM118 134H117V136H118ZM123 134V133H122ZM132 134V133H131ZM130 134V135H131ZM179 134V133H178ZM237 134V133H236ZM261 134V135H262ZM135 135V134H134ZM172 135V134H171ZM170 135V137H172ZM174 135V134H173ZM182 135V134H181ZM188 136H190L189 138H191V135H189V134H187ZM212 135H210V137L212 136ZM224 135H225V137H224ZM239 135L238 136H236V135H234V136H236V137H239ZM264 135V134H263ZM111 136H113V134L111 135ZM111 136H109V137H111ZM116 136V137H117ZM121 136V135H120ZM162 135L160 134L158 137H161ZM163 136H164V134H163ZM185 136V135H184ZM184 136H182V137H184ZM207 136V135H206ZM214 136V135H213ZM109 137H106L107 139L109 138ZM126 137V136H125ZM131 138V136H128L127 138ZM135 137V136H134ZM209 137V136H208ZM223 137H224V139H223ZM228 137H230V135L228 136ZM236 137H233V138H236ZM246 137H247V135H246ZM245 136H244V138L245 139H247ZM121 138H123V137H121ZM149 138H151V137H149ZM149 138H148V140H149ZM163 138V137H162ZM165 138H166V136H165ZM231 139H232V137H230ZM229 138V139H230ZM119 138H117L116 140H118ZM154 140V138H151V140ZM155 139H156V137H155ZM160 139V138H159ZM159 139L158 140H156L157 142L159 141ZM184 139H188V137L186 138V136H185V138ZM194 139V138H193ZM195 139V140H196ZM200 139V138H199ZM202 139H200V142H201V140ZM228 138H226V140H229ZM230 139V140H231ZM236 139H238V138H236ZM120 140H122V139H120ZM129 140V139H128ZM162 139H160V141H161ZM165 140V139H164ZM163 140V141H164ZM176 140V139H175ZM174 140V141H175ZM190 140H192V139H190ZM207 140V139H206ZM225 140V141H226ZM233 140V139H232ZM238 140H240V138L238 139ZM112 141H115V140H113L112 139ZM124 141V140H123ZM127 141V140H126ZM131 141H133V140H131ZM173 141V142H174ZM184 141V140H183ZM188 141V140H187ZM187 141H185V142H187ZM235 141V140H234ZM118 142V141H117ZM117 142H116V144H117ZM135 141H133V142H131V143H133V145H132V147L130 148V149H134V147H139L141 144H137ZM153 142V141H152ZM182 142V139L180 140V142L179 143H181ZM188 142H190V141H188ZM187 142V143H188ZM199 142V141H198ZM198 142L196 143V145H197V147L199 148V146H198ZM212 142H210V145L212 144ZM224 142V143H223ZM230 142H232V141H230ZM108 143V142H107ZM127 143V142H126ZM142 143V142H141ZM145 143H147V141H145ZM145 143H143L144 145H145ZM149 143H151V142H149ZM149 143H148V145H149ZM154 144H155V140H154V142H153ZM153 143H152V145L150 146V147H154V145H153ZM159 143V142H158ZM163 143V142H162ZM169 143H168V145H169ZM191 143V142H190ZM193 143V142H192ZM227 143V142H226ZM234 142H232V146L234 145L235 147H238V146H236L235 144H233ZM112 144V143H111ZM110 144V145H111ZM128 144V143H127ZM182 144V143H181ZM203 144V145H202ZM228 144V143H227ZM108 145V144H107ZM109 145V146H110ZM114 145V144H113ZM168 145H164L163 144V147L165 148V146L167 147ZM169 145V146H170ZM196 145H195V149H198L197 147H196ZM206 145H208L207 144V141H206ZM213 145V144H212ZM239 145V144H238ZM261 145V144H260ZM116 146V145H115ZM114 146V147H115ZM169 146H168V148H169ZM213 146V147H214ZM233 146V148L236 150L237 148H235ZM113 147V148H114ZM119 147V146H118ZM128 147V146H127ZM143 147V146H142ZM163 147H162V149H163ZM207 148L205 149V150H207V149H209L208 148V146H206ZM213 147H210L211 148V150H212V148ZM216 147L214 148V149H216ZM230 147H231V145H230ZM109 148V147H108ZM123 148V147H122ZM121 147H120V149H122ZM181 148V149H180ZM184 148V147H183ZM226 148H229L228 146L226 147ZM116 149V148H115ZM118 149V148H117ZM125 150H126V148H124ZM145 149V148H144ZM167 149V148H166ZM170 149V148H169ZM169 149H167V150H165L164 149V151L166 152V154H167V152H168V156L164 153V151H160L159 153H162V154H160V155H162V156H160V157H158V155H157V153H158V149H157V151H155V152H157L156 153V155H155V157H152V159L153 158H155V159H153V160H151V157H149V159L151 160H147L148 158L146 157V160L148 161H146V165H147V174L148 173H150L151 174V176H153L152 178H149V179H151V181H152V179L154 178V175H155V178H157L158 179V176H159V174L162 172L163 173V177H161V175L159 176L160 177V179H164L165 180V176H166V179L167 178H169L168 180H169V182H170V179H174V178H176L177 179V177H179L180 175H186V173L187 174H189V172H186L185 171V167H182L181 166V163H180V160H179V156L178 155H176V153H174V152H172V150H173V148H171L170 149V151H171V154H170V156H169ZM218 149H216L217 151H218ZM110 150V149H109ZM139 150V149H138ZM143 150V149H142ZM153 150V149H152ZM184 152H183V151ZM205 150H204V152H205ZM221 150H219L220 152H221ZM231 150H233V149H231ZM117 151H119V150H117ZM128 153H129V148L126 150ZM208 151V150H207ZM215 151V150H214ZM219 151H218V153H219ZM225 151V152H224ZM261 151H262V149H261ZM120 152V151H119ZM122 152H123V150H122ZM127 152H125V153H127ZM131 152V151H130ZM208 152H210V154H211V156L212 155H218V153L216 152H212L211 153V151H208ZM264 152V151H263ZM113 153V150H112V152H111V154ZM117 153V152H116ZM121 153V152H120ZM128 153L126 154L127 155V158H128ZM132 153V152H131ZM135 153V152H134ZM133 153V154H134ZM139 153H141V152H139ZM158 153V154H159ZM188 153V154H187ZM111 154H110V156H108V157H111ZM114 154H115V152H114ZM124 154V153H123ZM136 154V153H135ZM149 154V153H148ZM147 154V155H148ZM198 154H201V155H198ZM206 154V153H205ZM207 154H209V153H207ZM220 154V153H219ZM261 154V153H260ZM118 155V154H117ZM139 155V154H138ZM152 155V154H151ZM165 155V156H164ZM185 155H187V157H185ZM227 156L229 155V153L228 154H226ZM224 156V157H226V159L228 158L227 156ZM230 155H232L231 153H230ZM235 155H236V153H235ZM245 155V154H244ZM123 157H120V159H118V156H117V161H119V163L121 162H125V160H129V159H127V158H124V156L125 155H122ZM131 156H133V155H131ZM136 156V155H135ZM140 156H141V154H140ZM144 156H146L145 154H144ZM148 156H150V154L148 155ZM157 156V157H156ZM178 156V157H177ZM199 156V157H198ZM201 156V157H200ZM210 156V155H209ZM233 156V155H232ZM231 156V157H232ZM237 156V155H236ZM259 156V155H258ZM106 157V156H105ZM112 157H114V155H112ZM224 157H222V155L220 156V158H219V156H214V158H217L218 159V162H220V160L219 159H223L222 161H221V163L223 162V165H225V164H227V162L228 161H226L225 162V164H224V161L226 160ZM76 158H78L77 160H74L75 162H76V164H73V167H69V165L67 166L69 169H65L66 167H64V169L62 168V171L61 172H63L64 174V176H65V179L67 178V186H63V187H61L62 189H60L59 191H57L58 189H56V187H55V192L54 193H52V194H48V195H46V193L44 194V193H40V192H38L39 194H37L36 192L37 191H33L34 189V187H32V182L33 181H31V180H33V179H31V176H32V174L34 173H36V171H37V173L39 172L40 173V171H45L44 172V174L42 175V174H40L42 177L43 176H45L46 174H48L47 175V178H44L43 179V181H41V180H39V185H41L40 184V181H41V183H43L44 182V180L45 181H49L48 179H52L55 175H59L61 172L59 171V174H57V169H59L64 163H65V166L68 164V162H69V160H71V159H76ZM107 158V157H106ZM116 158V157H115ZM129 158H131V157H129ZM136 158H138V157H136ZM135 158V159H136ZM200 158V159H199ZM205 159L206 158H208L207 156H205L204 157ZM211 158H213V157H211ZM234 158H236L235 156L233 157V159ZM264 158V157H263ZM107 159H109V158H107ZM132 159V158H131ZM141 159V158H140ZM204 159V160H205ZM209 159V158H208ZM207 159V160H208ZM225 159V160H224ZM110 160V159H109ZM166 160V161H165ZM207 160H205L206 162H207ZM210 160V159H209ZM212 160V159H211ZM215 160L216 159H214V161L212 160V162H214L213 164H215V163H217V162H215ZM229 160V159H228ZM237 160H238V158H237ZM245 160V159H244ZM257 160H258V158H257ZM116 161V162H117ZM143 161V160H142ZM230 161V160H229ZM235 161V160H234ZM241 161H243V159H241L240 160V163H239V160H238V163L239 164H241L242 162ZM74 162V163H75ZM106 162H108V161H106ZM129 162H130V160H129ZM136 162V161H135ZM135 162H133V164L135 163ZM166 162H167V164H166ZM183 162V161H182ZM186 162H188L187 160H186ZM186 162H184V163H186ZM209 162V161H208ZM211 162V161H210ZM210 162H209V166L211 165L210 164ZM211 162V163H212ZM235 162H237V161H235ZM244 162V161H243ZM247 162V161H246ZM252 162V161H251ZM250 162V163H251ZM112 163H113V161H112ZM115 163V162H114ZM141 163V162H140ZM232 162H230V164H231ZM102 164V163H101ZM126 164V163H125ZM124 164V165H125ZM166 164V167L165 168H167V169H169L168 170V172H166V170L164 171V165ZM213 164H212V166H213ZM249 164V163H248ZM256 164V163H255ZM105 165H107L106 163H105ZM113 165H116V164H113ZM141 165H143V164H141ZM222 165V164H221ZM222 165V166H223ZM228 166H229V162H228V164H227ZM226 165V167H228ZM245 165V164H244ZM251 165H252V163H251ZM262 164H260V166H261ZM263 165H264V163H263ZM71 166H72V161H71ZM100 166V167H99ZM120 166H122V164H120ZM131 166H132V164H131ZM135 166V165H134ZM184 166V165H183ZM186 166V165H185ZM207 166V167H206ZM218 166H220L219 165V163H218ZM236 166H237V164H236ZM240 166V165H239ZM63 167V166H62ZM110 167V166H109ZM114 167V166H113ZM116 167V166H115ZM117 167H119L118 165H117ZM137 168L139 167V165L137 164V166H136ZM191 167V166H190ZM214 167V166H213ZM216 167V166H215ZM224 167V166H223ZM234 167V166H233ZM241 167V166H240ZM246 167V166H245ZM244 167V169H248L249 167H246L245 168ZM262 167V166H261ZM264 167V166H263ZM262 167V168H263ZM106 168H107V166H106ZM106 168H105V171H107L106 170ZM120 168V167H119ZM122 168V167H121ZM128 168V167H127ZM135 168V167H134ZM140 169H141V167H139ZM185 168V169H184ZM204 168H208V171L207 172H205L204 171ZM221 168V167H220ZM236 168V167H235ZM253 168V167H252ZM61 169V168H60ZM108 169V168H107ZM110 169V168H109ZM122 169H124V168H122ZM122 169H120V171L122 170ZM129 170H130V168H128ZM190 169V168H189ZM218 169V168H217ZM225 169H227V168H225ZM229 169V168H228ZM227 169V170H228ZM234 169V168H233ZM233 169H231V170H233ZM64 170H65V172H64ZM126 170V169H125ZM132 170V172H133V170L134 169H131ZM130 170V171H131ZM136 170V169H135ZM188 170V169H187ZM190 170H192V168L190 169ZM189 170V171H190ZM216 170V169H215ZM221 170H222V168H221ZM218 171L219 172V174H218V172H217V175H221V173H222V171H225L226 172V170H222V171ZM230 170V169H229ZM230 170V176L228 177V172H226L225 174H226V176L228 177L227 179H229V178H231V177H233V176H231V174H232V171ZM236 170H237V168H236ZM242 170V169H241ZM241 170H240V172H241ZM249 170H250V168H249ZM104 171V170H103ZM110 171H111V169H110ZM118 172L117 174H121V172ZM141 171H143V172H146V171H144L143 170V168H142V170H140V172ZM246 171V170H245ZM253 171V173H254V170H252ZM252 171H249L250 173H252ZM260 171V170H259ZM258 171V172H259ZM115 172H116V170H115ZM122 172H123V170H122ZM126 172V171H125ZM132 172H130V173H132ZM137 172V171H136ZM157 172H159V174L157 173ZM221 172V173H220ZM244 172V171H243ZM242 172V173H243ZM248 172V170L245 172L246 174H248L247 173ZM257 172V173H258ZM92 173V172H91ZM109 173V172H108ZM124 173V172H123ZM155 173H157V177H156V174ZM210 173V174H209ZM213 173V172H212ZM236 173V175H238V172L236 171L235 172ZM242 173H240L241 175H242ZM244 173V175H246ZM257 173H256V175H257ZM261 172H259V175L261 176V174H260ZM264 173V172H263ZM145 174V173H144ZM147 174H145V175H147ZM154 174V175H153ZM205 174H206V176H205ZM214 174V173H213ZM212 174V175H213ZM240 174L238 175V176H240ZM39 175V176H40ZM62 175V174H61ZM114 174H113V172H112V176H113ZM122 175V174H121ZM126 175V174H125ZM131 175H133V173L132 174H130V176ZM135 175V174H134ZM140 175H142L141 173H140ZM140 175L138 176L139 177V180H141L140 179ZM203 175V176H202ZM212 177H210V176ZM223 175H224V173H223ZM233 175V174H232ZM235 175V176H236ZM259 175H257L258 177H259ZM34 176H36V175H34ZM60 176V175H59ZM114 176H116V175H114ZM113 176V177H114ZM143 176V175H142ZM150 176V177H151ZM214 176V175H213ZM222 176V175H221ZM221 176H220V184L221 185H223L224 184V180L222 181V178H221ZM249 176V175H248ZM263 176V175H262ZM262 176H261V178L260 179H262ZM60 177H63V176H60ZM126 177V176H125ZM129 177V176H128ZM127 177V178H128ZM131 177H133V176H131ZM148 177V176H147ZM192 177V178H191ZM219 177V176H218ZM250 177L251 176H249V180H250ZM58 178V177H57ZM64 178V177H63ZM105 178V179H104ZM110 178V177H109ZM121 178H123V177H121ZM144 178V177H143ZM146 178V177H145ZM154 178V179H155ZM181 178H182V176H181ZM225 178V181H226V177H224ZM234 178L235 177H233V180H232V178L231 179H229V180H231V182L232 181H235L234 180ZM240 178V177H239ZM242 178V177H241ZM253 178H255V179H252V180H256V176L254 177L253 176ZM42 179V178H41ZM62 179V178H61ZM120 179V178H119ZM129 179V178H128ZM133 179V178H132ZM137 179V178H136ZM135 179V180H136ZM147 179V180H146ZM146 179H144V180H146L147 182H148V178H146ZM236 179V178H235ZM242 179H246V176L244 177V178H242ZM259 179V180H260ZM59 180V179H58ZM104 180L105 181H108L107 183L106 182H104ZM117 180V179H116ZM125 180V179H124ZM138 180V179H137ZM143 180V182H144V184H147L148 186L147 187H149L148 189H145V190H148L149 191V189H150V187H151V185H154L155 183H153V182H155V181H152V183H151V181L150 182H146V181H144ZM159 180V179H158ZM157 180V181H158ZM168 180H166V182H168ZM178 180H181V179H178ZM229 180H227V182H226V188L228 187V181ZM258 180V178H257V181H259ZM31 181V182H30ZM38 181V180H37ZM53 181V180H52ZM55 181V180H54ZM60 181H62V180H60ZM85 181V182H84ZM125 181H127V179L125 180ZM142 181V180H141ZM156 181V182H157ZM177 181V180H176ZM175 181V182H176ZM223 183H222V182ZM261 181V180H260ZM262 181H263V179H262ZM50 182V181H49ZM65 182V181H64ZM63 182V183H64ZM135 181H133V183H134ZM140 181H138L137 183H139ZM146 182V183H145ZM165 183V185L167 184V185H169L168 183H166V182H164V181H161V183ZM173 182V181H172ZM184 182V181H183ZM231 182H230V187H231V185L234 183H232L231 184ZM250 183H251V181H249ZM46 183V182H45ZM52 183V182H51ZM54 183V182H53ZM62 183V182H61ZM62 183V184H63ZM66 183V182H65ZM92 183V182H91ZM90 183V184H91ZM111 183H113V182H111ZM124 183V182H123ZM129 183V184H128ZM132 183V182H131ZM137 183H134V184H131V187L133 188V187H135V186H137V188H138V185H136ZM151 183V184H150ZM177 183H178V181H177ZM177 183H174V184H177ZM180 183H181V181H180ZM217 183H218V181H217ZM252 183H253V185H254V183H256V181L255 182H253L252 181ZM252 183L250 184V186L249 185H247V186H249L247 189H249V188H252L251 187V185H252ZM36 184H37V182H36ZM56 185L57 184H59V186L61 185L60 184V182H58L57 183V181H56V183H55ZM89 184V185H90ZM144 184H140L141 186H143ZM159 184V183H158ZM157 184V185H158ZM238 184H240V183H238ZM248 184V183H247ZM34 186H35V184H33ZM44 185V184H43ZM52 184H50V186H51ZM63 185H65V184H63ZM83 185V186H82ZM113 185V186H112ZM124 185V184H123ZM127 185H130V182L129 181H127ZM127 185H125V186H127ZM133 185H135V186H133ZM150 185V186H149ZM155 186V187H157L155 190H157L158 189V186ZM164 185V186H165ZM172 185V184H171ZM180 185V184H179ZM233 185H235V184H233ZM245 185H246V183H245ZM257 185V184H256ZM255 185V186H256ZM42 186V185H41ZM62 186V185H61ZM177 186V185H176ZM175 186V187H176ZM43 187V186H42ZM42 187H41V189H42ZM128 188H129V186H127ZM127 187H125L126 189H127ZM146 186H143V188L142 189H144ZM146 187V188H147ZM153 187V186H152ZM166 187V186H165ZM164 187V188H165ZM168 187H170V186H168ZM168 187H167V189H168ZM187 189H189L188 190V194H187V191H185V189L186 188ZM217 187H219V188H217ZM223 187H225V185L223 186ZM234 188H235V190H236V187H238V185H236V187L235 186H233ZM232 187V189L234 190V188ZM264 187V186H263ZM46 188V187H45ZM49 188V187H48ZM131 188V189H132ZM140 189H141V187H139ZM163 188V187H162ZM172 188H173V186H172ZM229 188V187H228ZM241 188V187H240ZM243 188V187H242ZM254 188V187H253ZM33 189V190H32ZM52 189V188H51ZM80 189V190H79ZM90 189V188H89ZM119 189V188H118ZM118 189H116V190H118ZM131 189H130V191H131ZM160 189V188H159ZM186 189V190H187ZM230 190H231V188H229ZM246 189V188H245ZM257 189H258V187H257ZM260 189H262V188H260ZM37 190V189H36ZM83 190V189H82ZM128 190V189H127ZM154 190V189H153ZM154 190V191H155ZM162 190V189H161ZM173 190V189H172ZM181 190V189H180ZM233 190H231V192L233 193ZM239 189H237L236 190V192L238 191ZM250 190H253V189H250ZM35 192V193H33V192ZM48 191V190H47ZM78 191H80V192H78ZM135 191V190H134ZM141 192H142V190H140ZM165 192V190L163 189L162 190V192ZM227 191H228V189H227ZM242 191V190H241ZM254 191V190H253ZM78 192V193H77ZM107 192V193H108ZM112 192H114V191H112ZM136 192V191H135ZM145 191L143 190V193H144ZM150 192V191H149ZM152 192V191H151ZM150 192V193H151ZM159 192V191H158ZM158 192L157 193H154L156 196L158 195L159 196V194H158ZM161 192V193H162ZM185 192V193H184ZM235 191H234V193H236ZM252 192V191H251ZM263 192V191H262ZM51 193V192H50ZM106 193V194H107ZM111 193V192H110ZM116 193V192H115ZM132 193H133V191H132ZM138 193H140V192H138ZM160 193V194H161ZM166 193V192H165ZM190 193H192L191 195H190ZM230 193V191L228 192V193H226V194H229ZM258 193H259V191H258ZM81 194V193H80ZM109 194V193H108ZM107 194V195H108ZM119 194V193H118ZM123 194V193H122ZM127 194V193H126ZM145 194V193H144ZM147 194V193H146ZM164 194V193H163ZM246 194H248V193H246ZM261 194V193H260ZM262 194H264V193H262ZM85 195V194H84ZM115 195V194H114ZM114 195H113V197H114ZM117 195V194H116ZM120 195V194H119ZM134 195V194H133ZM150 195V194H149ZM152 195H153V193H152ZM155 195H154V197H155ZM221 195L223 196V200L224 201H226V202H222V200H220L221 199ZM230 195V194H229ZM243 195V194H242ZM80 197V198H78V199H82V203H80V204H76L75 202L77 201H74L75 199H77V198H75V197ZM82 196H83V194H82ZM109 196H111V198L110 199H112V195L110 194ZM108 196V197H109ZM128 196V195H127ZM126 196V197H127ZM147 196V195H146ZM164 196H165V194H164ZM163 196V197H164ZM168 196V195H167ZM226 197L228 196V195H225ZM119 196H117V198H118ZM120 197H124L123 195L122 196H120ZM134 197H135V195H134ZM138 197V196H137ZM144 197V196H143ZM153 197V196H152ZM215 197V198H214ZM231 197V196H230ZM229 196H228V198H230ZM115 198H116V196H115ZM142 198V197H141ZM151 198V197H150ZM161 197H159V199H160ZM166 198L167 197H165V200H166ZM220 198V199H219ZM234 197L232 196L229 200L230 201H232V199H233ZM236 198V197H235ZM237 198H239V199H241V200H239L238 199V203H240V201L242 202V198H241V196H240V194H239V196L237 195ZM237 198H236V200H234L233 199V201H237ZM244 199H245V197H243ZM250 198V197H249ZM109 199V198H108ZM123 199V198H122ZM128 199V198H127ZM135 199V198H134ZM157 198H155V200H156ZM215 199V200H214ZM227 199V198H226ZM246 199H247V197H246ZM251 199H254V197L253 198H251ZM251 199H249V200H251ZM121 200V199H120ZM119 200V201H120ZM141 200V199H140ZM255 200H257V198L255 199ZM114 201V200H113ZM124 201V200H123ZM122 201V202H123ZM147 201H150V199H148ZM157 201V200H156ZM156 201H150V202H156ZM214 201H217V202H214ZM232 201V202H233ZM248 201V200H247ZM263 201H264V199H263ZM73 202V203H72ZM78 202V201H77ZM115 202V201H114ZM129 202V201H128ZM130 202H132V201H130ZM134 202H135V200H134ZM149 202V203H150ZM221 202L223 203V205H221ZM245 201H243L242 203H244ZM251 202H252V200H251ZM94 203V202H93ZM110 203V202H109ZM137 203V202H136ZM145 203V202H144ZM152 203H150V204H152ZM156 203H158V202H156ZM193 203H194V205H193ZM216 203V204H215ZM254 203V202H253ZM252 203V204H253ZM72 204H74L73 205V207L71 208V205ZM107 204V203H106ZM112 204H114V203H112ZM119 205H121L120 204V202L118 203ZM117 204V205H118ZM132 204V203H131ZM167 203H166V201H165V205H166ZM187 204V205H188ZM241 204V203H240ZM245 204H247V202H245ZM245 204L243 205L242 204V208H243V206L245 207ZM77 205H80V206H77ZM108 205V204H107ZM111 204H109V206H110ZM118 205V206H119ZM127 205H129L128 203H127ZM132 205H134V204H132ZM138 205V204H137ZM159 205H160V201H159ZM162 205V206H161ZM161 205L159 206L160 208L162 207L163 208V204L161 203ZM219 205H221V206H219ZM232 205H233V203H232ZM236 205V206H235ZM235 205H233V206H235V207H237L239 204H237L236 202H235ZM51 206V207H52ZM55 206V207H56ZM76 206V207H75ZM91 206V205H90ZM112 206V205H111ZM117 206V207H118ZM146 206H148V205H146ZM158 205L156 204V206H154V207H156V208H158L157 207ZM181 206L179 207V208H181ZM185 207H186V204L184 205ZM221 207V209L219 208V207ZM233 206H232V208H233ZM255 205H253V207H254ZM108 207V206H107ZM107 207H106V212H108L107 211ZM129 207H131L130 205H129ZM134 207V206H133ZM132 207V208H133ZM150 207V206H149ZM218 207V208H217ZM234 207V208H235ZM240 207V208H241ZM39 208V209H40ZM47 208L44 210V211H46L47 210ZM102 208V209H101ZM110 208H112V210H113V206L112 207H110ZM119 208V207H118ZM121 208V207H120ZM135 208V207H134ZM182 208H183V206H182ZM223 208L226 210V208H227V210H226V213H227V215L225 216V217H220V214H221V212L222 213H224L225 212V210H224V212H223ZM230 208V209H229ZM233 208V209H234ZM51 209V208H50ZM88 209V210H89ZM123 209H124V207H123ZM148 209H151V208H148ZM185 209V208H184ZM182 210V209H180L181 211H182V213H181V215H184V213L185 212H183V211H185V210ZM214 209H215V211H214ZM219 209V210H221V211H217V210ZM233 209H231V211L233 210ZM236 209V208H235ZM234 209V210H235ZM238 209H239V206H238ZM238 209H236V210H238ZM52 210H53V207H52ZM74 210V211H75ZM91 210H89V211H91ZM93 210V211H94ZM108 210H109V208H108ZM111 210V209H110ZM109 210V211H110ZM112 210H111V212H112ZM115 210H116V207H115ZM118 210V209H117ZM130 210V209H129ZM136 210V209H135ZM134 210V211H135ZM187 210V209H186ZM189 210L187 211L188 213H189ZM255 210H257V209H255ZM261 210V209H260ZM32 211V210H31ZM30 211V214L31 213H33V212H31ZM34 211H36V210H34ZM38 211V210H37ZM73 211V210H72ZM93 211H91L92 213H93ZM104 211H105V209H104ZM122 211V210H121ZM137 211V210H136ZM148 211V210H147ZM154 211V212H153ZM153 211H151L152 212V214H154L155 213V210L153 209ZM156 211H159V210H156ZM167 211V210H166ZM179 211V210H178ZM217 212L216 213V215H215V213L213 214V213H211V212ZM238 211H240L241 212V209L240 210H238ZM243 211V210H242ZM46 212H48V211H46ZM114 212V211H113ZM139 212V211H138ZM150 212V213H151ZM169 212V213H170ZM220 212V213H219ZM229 212V213H228ZM254 212H256V211H253V213ZM35 214H36V212H34ZM34 213L32 214V215H34ZM50 213V212H49ZM55 213V212H54ZM70 213V212H69ZM72 213V212H71ZM74 213V212H73ZM78 213V212H77ZM81 213V212H80ZM85 213V212H84ZM83 213V214H84ZM87 213V212H86ZM89 213V212H88ZM96 213V212H95ZM129 213V212H128ZM157 213V215H158V212H156ZM155 213V214H156ZM164 212H162V214H163ZM168 213V214H169ZM188 213H186L187 214V216H188ZM191 213V212H190ZM189 213V216L191 215ZM238 213V212H237ZM243 213V212H242ZM248 213V212H247ZM37 214H38V218L37 219H39L40 220V214H39V212H37ZM52 214H53V212H52ZM76 214V213H75ZM82 214V213H81ZM99 214H97V216L99 215ZM107 214V213H106ZM115 214H117V212L115 211ZM115 214H114V216H115ZM120 214V213H119ZM121 214H123L122 212H121ZM130 215H132L131 213H129ZM192 214H193V212H192ZM196 214L198 215V216H196ZM219 214V215H218ZM236 214V213H235ZM29 215V214H28ZM42 215H41V218H42ZM64 215V214H63ZM65 215H66V213H65ZM71 215H73V214H71ZM80 215V214H79ZM93 215V214H92ZM99 215V216H100ZM111 215V214H110ZM109 215V216H110ZM112 215H113V213H112ZM112 215H111V218L112 219H114V217H112ZM130 215H128V216H130ZM137 216H138V214H136ZM150 215V214H149ZM170 215V214H169ZM180 215V216H181ZM222 215V214H221ZM231 215V214H230ZM239 215V214H238ZM242 215V214H241ZM248 215V214H247ZM246 215V216H247ZM254 215V214H253ZM37 216V215H36ZM48 216V215H47ZM49 216H51V214L49 215ZM94 216V215H93ZM97 216L95 215L94 216V218H97ZM98 216V217H99ZM124 216V215H123ZM122 216V217H123ZM127 216V217H128ZM142 216V215H141ZM141 216H138L139 218L141 217ZM192 216V215H191ZM191 216L190 217H188L189 219H187V217H186V215H184V217L185 218H182L183 219V221H185L184 223H181V227H180V229H181V231L182 232H184V237H185V235H186V233H188V232H186L185 233V231H184V229H186L187 231H188V229L187 228H185V227H188V225L190 226V225H192V224H190L191 223V221H192V218H191ZM223 216H224V214H223ZM229 216V215H228ZM240 216V215H239ZM255 216H256V213H255ZM254 216V217H255ZM26 217H27V215H26ZM32 217H34L35 218V216H32ZM43 217V218H44ZM63 217V216H62ZM72 217V216H71ZM74 217V216H73ZM77 217H80V216H77ZM88 217H89V215H88ZM91 217V216H90ZM102 217V216H101ZM100 217V218H101ZM133 217V219L134 218H136V221H138V220H140V219H138L137 220V217L134 215V216H132ZM148 217H151V215L150 216H148ZM153 217V216H152ZM156 217V216H155ZM159 217H160V214H159ZM166 216H165V213H164V218H165ZM178 217H179V215H178ZM181 217H183V216H181ZM237 217V216H236ZM241 217V216H240ZM34 218H32L33 220H34ZM48 218V217H47ZM51 218V217H50ZM55 218V217H54ZM58 218H60V217H58ZM58 218H56V220L58 219ZM65 219H66V217H64ZM100 218H98V219H100ZM110 218V217H109ZM121 218V217H120ZM119 218V219H120ZM130 218V217H129ZM190 218H191V221H190ZM25 220H27V218H24ZM28 219H30V218H28ZM36 219V220H37ZM53 219V218H52ZM60 219H62V218H60ZM89 219V218H88ZM92 219V218H91ZM90 219V220H91ZM142 219V218H141ZM143 219H144V217H143ZM149 219V218H148ZM153 219H154V217L152 218V221H153ZM158 220V217H156L155 218V220ZM172 221H174V223H171V220ZM179 218H177V220H178ZM185 219H187V220H185ZM240 219H242V218H240ZM239 219V220H240ZM248 219V218H247ZM31 220V219H30ZM82 220V219H81ZM96 220V219H95ZM100 220H102L103 221V218L102 219H100ZM100 220H98V221H100ZM104 220H105V216H104ZM109 220H111V219H109ZM130 220V219H129ZM150 221L149 222H152L151 221V219H149ZM154 220V225H155V223H157L156 221ZM159 220H162V219H160L159 218ZM158 220V221H159ZM35 221V220H34ZM38 221V220H37ZM62 221V220H61ZM66 221V220H65ZM84 221H85V219L81 222V221H79V222H81L82 223V226L84 225L83 223H84ZM111 221H115V219L114 220H111ZM111 221H110V223H111ZM131 221H133V222H135L134 220H132L131 219ZM148 221V220H147ZM179 221V220H178ZM244 221H246V219L244 220ZM248 221V220H247ZM251 221V220H250ZM23 222H25V221H23ZM41 222V221H40ZM39 222V223H40ZM42 222H43V219H42ZM58 222V221H57ZM60 222V221H59ZM87 222H88V220H87ZM87 222H85V223H87ZM120 222V221H119ZM139 222V221H138ZM141 222V221H140ZM194 222H198L199 223V220L198 221H194ZM235 222V221H234ZM240 222H241V220H240ZM43 223H45V220H44V222ZM96 223V222H95ZM107 223H108V219H107ZM112 223H116V222H112ZM123 223V222H122ZM126 225L129 223H131V222H124ZM123 223V224H124ZM136 223V222H135ZM135 223H133L134 225H135ZM144 223V222H143ZM146 223V222H145ZM193 223V222H192ZM242 224H244V222H241ZM250 222H248V224H249ZM252 223V222H251ZM254 223V222H253ZM25 224H26V222H25ZM24 224V225H25ZM29 224V223H28ZM42 224V223H41ZM59 224V223H58ZM57 224V225H58ZM79 224V223H78ZM106 224V223H105ZM128 224V225H129ZM133 224L131 223V225L133 226ZM149 224H151V223H149ZM148 224V225H149ZM157 224H160L161 225V223L160 222H158ZM194 224V223H193ZM21 225V224H20ZM44 225V224H43ZM80 226H81V224H79ZM100 225V226H99ZM109 225V227H112L113 229H115L113 226V224H112V226L110 225V224H108ZM117 227H119L120 226V224L118 223H116L115 224ZM128 225H127V227H126V229L128 228ZM147 225V224H146ZM152 225V224H151ZM151 225H149L150 227H152ZM163 225V224H162ZM161 225V226H162ZM173 225V226H174ZM197 224H195V226H196ZM48 226V225H47ZM59 226V225H58ZM135 226H137V228L139 229V226L138 225H135ZM141 226V225H140ZM158 225H155V226H153V227H157ZM182 226H184V229L182 228ZM194 226V225H193ZM193 226H190L189 228L191 229ZM198 226V225H197ZM237 226V225H236ZM248 226V225H247ZM65 227L66 228H69V229H65ZM87 227H89V226H87ZM106 227H108V226H106ZM146 228H147V226H145ZM159 227H158V229H159ZM201 227V226H200ZM45 228V227H44ZM44 228H43V230H44ZM53 228V227H52ZM80 228V227H79ZM82 228H84V227H82ZM142 228V227H141ZM170 228V229H169ZM245 228V227H244ZM87 229V230H88ZM131 229H132V227H131ZM136 229V227L134 228V231H136L135 230ZM152 229V228H151ZM156 229V228H155ZM173 229H175V227H173ZM179 229V230H180ZM201 229V228H200ZM199 229V230H200ZM48 230V231H47ZM82 230V229H81ZM116 230H113V231H116ZM140 230V229H139ZM139 230H137V232L139 231ZM146 230V229H145ZM149 230V228H147V230L146 231H148ZM161 230V229H160ZM196 230H198V228L196 227ZM244 230V229H243ZM37 231V230H36ZM85 231V230H84ZM109 231V232H108ZM133 231V230H132ZM150 231H152V233L153 232H156V230L154 231L153 229L152 230H150ZM170 231V232H169ZM190 231H192V230H190ZM193 231L194 232H196L195 231V229H193ZM261 231V230H260ZM264 231V230H263ZM78 233H79V230L77 231ZM105 233V235H104V233ZM125 232V231H124ZM127 232V231H126ZM167 232H169L168 234H167ZM181 232V234H183ZM199 232V231H198ZM197 232V233H198ZM200 232H201V230H200ZM246 232V231H245ZM23 233V232H22ZM25 233V232H24ZM32 233H34L33 232V230H32ZM73 233H75L76 235L74 236L75 237V239L78 241V244H79V242H80V244H82L83 243V245H81L82 246V248L81 249H79L80 248V244H79V246H78V244L77 245H75V246H77L78 248L77 249H79V250H77L76 248H75V246H73L72 248H74V249H76V250H74V249H72V248H70V247H68L67 246V244H70V243H65V241H63V242H58L59 244H62V243H65L66 244V246L68 247H65V248H62V245H59V246H61V248H59L58 246H57V249H55L56 248V246H55V248L54 247H52V249L49 247V245H51V240L50 239H47V240H45V241H48V240H50V241H48L49 242V245L47 246L49 249H51V250H47L46 249V247H45V249L47 250L46 252H44V254L43 253H41L42 251H45V249L43 250V248H37L38 250H41V252L40 251H38V254H35V253H37V249H35V248H32V249H28L27 250V248L28 247H30L31 245H33V246H35V243H37V242H39V241H41V240H44L43 239V237H46V236H51V237H55V238H52V239H56L57 238V241L58 240H60L61 239V241H62V239L63 240H68L69 239V237L68 236H71V234H73ZM106 233H108L107 235H106ZM111 233H112V231H111ZM142 233H144V234H142ZM148 233V232H147ZM218 233H220L221 235H223V240H222V242L220 241L219 242V239L217 240L219 243H217V242H215L216 241V239H217V237H216V235H218ZM249 233V232H248ZM120 234V233H119ZM136 234V235H137ZM151 234V233H150ZM194 234V233H193ZM112 235V240L114 239V236ZM152 236L151 237H153L154 235L153 234H151ZM187 235H189V233L187 234ZM197 235V234H196ZM200 235V234H199ZM250 235V234H249ZM255 235V234H254ZM73 236V235H72ZM71 236V237H72ZM79 236V237H78ZM126 236H127V233H126ZM126 236L124 235V237L126 238ZM180 236V235H179ZM178 236V237H179ZM190 237L189 238H193V235L191 236V235H189ZM194 236H195V234H194ZM198 236V235H197ZM219 236V235H218ZM253 236V235H252ZM259 236V235H258ZM50 237V238H51ZM77 237H78V239H77ZM119 237H121V236H119ZM123 237V238H124ZM172 237L174 238L173 239V241H175V237H176V235H172ZM244 237V236H243ZM243 237H239V238H242V240H243ZM250 237H251V235H250ZM47 238V237H46ZM60 238V239H59ZM128 238V237H127ZM177 238V237H176ZM185 238H187V236L185 237ZM189 238H188V240H189ZM195 238H196V236H195ZM192 239V242H193V240H196V239ZM216 238V239H215ZM221 238V237H220ZM221 238V239H222ZM252 238V237H251ZM255 238V237H254ZM72 243H73V241H74V238L72 237ZM119 239V238H118ZM148 239V238H147ZM179 239V238H178ZM197 239H198V237H197ZM237 239H238V237H237ZM236 239V240H237ZM248 239H249V237H248ZM253 239V238H252ZM252 239H250V240H252ZM262 239V238H261ZM75 240V241H76ZM172 240V239H171ZM187 239H183V243L186 241ZM225 240V241H224ZM239 240V239H238ZM241 240V239H240ZM245 240V239H244ZM250 240H248V241H250ZM45 241H42L43 243L45 242ZM70 241V240H69ZM197 241V240H196ZM200 241V240H199ZM200 241V242H201ZM55 241H53V243H54ZM71 242V241H70ZM165 242V243H164ZM171 242V241H170ZM180 242V241H179ZM179 242H178V245L177 246H179L180 244H179ZM187 243H188V241H186ZM192 242H190L189 241V244L188 245H193L194 244V242L192 243ZM241 243H242V241H240ZM252 242V241H251ZM56 243V242H55ZM172 243V242H171ZM174 244H175V242H173ZM187 243L186 244H183L181 247H180V249L182 250H185V254H182L183 253V250L181 251L182 253H181V255H182V257H183V255H184V258L186 257V259H185V264H201L203 261L199 258V257H197V256H199L198 255V252H199V250H198V252L196 251V250H194V248H192L191 246H188L187 245ZM245 243V242H244ZM248 243V242H247ZM246 243V245H249L250 247H251V245H250V243H248L247 244ZM255 243H256V241H255ZM38 244V243H37ZM46 244V243H45ZM57 244V243H56ZM65 244L63 245V246H65ZM182 244V243H181ZM196 244H198V243H196ZM39 245H41V242H39ZM53 245V244H52ZM55 245V244H54ZM73 245H74V243H73ZM255 245V244H254ZM253 244H252V246H254ZM26 246H28L26 249H25V247ZM43 246V245H42ZM45 246V245H44ZM43 246V247H44ZM174 246V245H173ZM194 247H195V244L193 245ZM204 245H202V247H203ZM245 246V245H244ZM258 246V245H257ZM257 246H256V249H254V250H257V252H258V250L259 249H257ZM169 247V246H168ZM191 247V248H190ZM240 247V246H239ZM239 247H238V250H239ZM171 248V247H170ZM170 248H168V250L167 251H169V249ZM174 248H176V246L174 247ZM252 248V247H251ZM251 248H249V247H242V249H241V251H242V253H243V255H244V257L242 258H240L239 256H237L238 255V253H239V251L237 250V257H238V259L240 258V259H244L245 260V257H246V260L247 261H249L251 264H254L253 263V259L255 258V255L253 254L254 253V250L253 249H251ZM254 248V247H253ZM35 249V250H34ZM172 250H173V248H171ZM178 249H179V247H178ZM193 249V250H192ZM253 250V252L251 251V250ZM86 250L87 251H90V252H88V254H87V252H86ZM205 250V249H204ZM204 250H203V253H204ZM211 250V249H210ZM217 250H215V252H217ZM176 251V250H175ZM179 251V250H178ZM197 252V256H196V252ZM202 250H201V248H200V252H201ZM235 251V252H234ZM241 251H240V253H241ZM32 252H35V253H32ZM40 252V253H39ZM177 252V251H176ZM175 252V253H176ZM199 252V253H200ZM208 253H209V251H207ZM206 252V253H207ZM256 252V251H255ZM256 252V254H258ZM90 253H92V255L90 254ZM171 253V252H170ZM180 252H178L177 254H175V256L173 255V257L175 258H177V255L179 254ZM203 253H201V255L200 256H202L206 261H208V256H203L202 254ZM205 253V254H206ZM207 253V254H208ZM210 253H211V251H210ZM214 252H212V257H213V255L215 256V254H213ZM90 254V255H89ZM204 254V255H205ZM221 254V255H220ZM262 253H260L259 255H261ZM169 255V256H168ZM181 255L179 254V256L181 257ZM209 255V254H208ZM232 255H234V254H232ZM241 255V254H240ZM243 255H241V256H243ZM178 256V257H179ZM217 256V255H216ZM215 256V257H216ZM224 256V255H223ZM235 256V255H234ZM257 256L258 255H256V258H257ZM260 257H262V256H259L258 257V259L260 258ZM172 258V257H171ZM184 258L181 260V261H183L184 260ZM234 259H235V257H233ZM169 259V258H168ZM179 259V258H178ZM240 259H239V261H240ZM262 259V258H261ZM260 259V260H261ZM89 260V262L91 261L90 259H88ZM217 260H218V258H217ZM217 260H213L212 259V262L214 261V263H215V261H217ZM219 260V261H220ZM223 260H226V257H224V259ZM232 260V259H231ZM242 261V263H245V262H247V261ZM256 260V259H255ZM255 260H254V262H255ZM170 261V260H169ZM179 261V260H178ZM202 261V262H201ZM210 261H211V259H210ZM207 262V263H211V262ZM236 261H238V260H236ZM236 261L235 262H233V263H235L236 264ZM258 261V260H257ZM88 262V263H89ZM92 262V261H91ZM171 262V261H170ZM222 263L224 262V261H221ZM227 262V261H226ZM232 262V261H231ZM93 263V262H92ZM92 263H89V264H92ZM180 263V262H179ZM204 263V262H203ZM217 263V262H216ZM225 263V262H224ZM223 263V264H224ZM228 263V262H227ZM230 263V262H229ZM228 263V264H229ZM233 263H231V264H233ZM98 264V263H97ZM182 264H184V263H182ZM218 264H220V263H218ZM226 264V263H225ZM241 264V263H240ZM257 264V263H256ZM260 264H263V263H260Z\"/></svg>", "mask_w": 264, "mask_h": 264}, {"label": "rangeland", "instance_id": "374dc122", "mask_svg": "<svg viewBox=\"0 0 264 264\" xmlns=\"http://www.w3.org/2000/svg\"><path fill=\"white\" fill-rule=\"evenodd\" d=\"M36 1H38V0H36ZM128 0H116L114 3H112L111 5L112 6H110V11H111V13L112 12H114V13H112V14H114V15H116V13H117V15L116 16H118V17H123L124 19H125V16H126V19L128 18V15H130V12H127V11H125V2H126V4L128 3L127 2ZM139 1H140V3H139ZM149 2V1H152V2H150L151 4L149 5V6H151L152 5V7H154V6H156V8H154L155 10H152L151 8H149V6L147 5H145V6H143L145 3H141V2H143V0H130V6H131V10L133 11V9L135 10V8H136V10H137V8L139 9L140 7H145L144 9L143 8H140V10L141 9H143L144 11H143V13H141V18L143 19H141L142 21H141V24H139V25H136L135 27H131V29H130V33H129V37H128V34H126L125 35V33H122V34H117L118 35V39H119V41H122V43L125 45V43L129 40L128 38H130L132 41H135L136 39V41L137 42H140V40H141V38H143L142 37V35L143 36H147L148 35V33L146 34L145 33V31H148L149 30V34H153V32H155L154 34L155 35H153L154 36V39H155V37L156 36H158L159 38H160V36H161V39H163V41H164V43L165 42H167L165 39L167 38H165L164 36H165V34H164V32H166V35H168L169 33L171 34V33H173V34H171V35H168V41L169 42H171L170 40L172 39L173 40V42L175 43L176 41V39H177V43H178V41L179 40H181V41H179V43L176 45V46H178L183 40H185V38L186 39H188V37L189 36H187L190 32V37L192 38L193 37V35L194 36H196L197 37V39L199 38V37H201V39H198V42H200L199 40H201V41H205V42H207V43H205V42H203V43H205V45L207 44V47L209 48V49H212L213 48V46H212V44L214 43H208V40L210 41V42H212V41H214L215 40V42H216V40H217V42L219 41L222 45H221V47H220V44L219 43H216V44H218L219 46L218 47H220L221 49H222V54L225 56L226 55V52H227V54L228 55H226L225 57H227V59H225V57L223 58V57H216V59H215V55L213 54V56L210 54V56H209V54H205V53H209L210 52V50H208V49H206V50H204L206 47H204V48H195V49H193L192 51H191V54H192V52H193V54H194V56H196V58H197V63L194 61L195 60V57L193 56V54H192V56H191V54H190V56L188 55L189 53H190V50L189 51H183V50H180L181 52H180V57H179V55H178V57H179V59H178V57H176L177 59H175V60H179L178 62H176L175 63V61H174V59H172V61H171V63H172V67L169 69V68H167V69H165V71L163 72V70H161V74L160 73H158L159 75H161V76H158V74H156V77H154V78H156V79H153V82H152V80L151 81H147V79H143V78H141V79H139V81L137 80V79H135L134 81L136 82L135 84H140L139 86H138V88H139V90H140V92H139V90L137 89V92H139L140 93V95H139V93L137 94V96H133V92L131 91V90H129L130 89V87H127L126 86V84L124 83V84H122V85H124V86H117V89H118V91H111V85H112V83L114 82L113 80L114 79H112V82H111V85L109 84V86L107 87V85H108V82H110V80H108V81H106L107 82V84H105V86H106V89H105V98L106 97H108V98H106V101L104 100V98H103V103L101 102V103H98L97 102V99L95 98L96 96H95V94H94V92H87L88 94H86V98H88L87 99V102L85 103V104H83V105H85V106H81V110L82 109H88L89 110V108L88 107H91L90 109L91 110H93V109H95V110H97L96 109V106H97V108H99L100 109V111L103 113H105V114H111V116H119V118L118 119H116L117 121H116V124H115V122L113 123V124H115V125H113L112 123H109V124H107V125H105V126H107V127H105L106 129L107 128H109V126H110V128L109 129H107V131L110 133V132H112L113 131V129L112 128H114L115 127V129H116V127L118 126V125H120V124H122V126H119V127H117V128H119V129H121V127L123 128L124 126H123V124H125L124 122H127L126 123V126L123 128V129H121L123 132H120L119 131V134H118V132H115V134L117 133L118 134V136H117V134L115 135L114 133H112L113 134V136H111V135H108V134H106V136H105V151H104V154H105V152H106V154L105 155H103V157L101 158V160L103 161V159L105 158L106 160H104L103 162H100V165L103 167V168H101L100 166V169L102 170V174H103V176H102V180H103V177H105L104 179L105 180H108V181H111V182H113V183H111L110 182V184H113L114 186H115V182H114V180L116 181V184H117V182L119 183V186H115L114 188H111V190L106 194L105 193V196H104V198L105 199H107V201L108 202H106L105 200H103V208L105 209V211H104V209L102 210V213H101V215L99 214L100 212H101V210L99 209V211H98V213H97V210L95 211L94 209V211L93 210H91L92 208L91 207H93V208H95V206L94 205H96L97 203H96V201L94 200V199H91V195H90V192L92 191L93 192V190H94V188H96V186H97V184H95V182H96V179H97V182L96 183H98V181L100 180L99 178H98V176L96 175V173H94L96 170H94L93 169V171H89V173L91 174V175H89L88 173H86V175H85V180H88V182L86 181H84L85 182V184H84V187H81L82 189H81V192L80 191H78V192H80L79 194H76L77 196L79 195L82 199H83V201L86 199V198H88V206L90 207V209L89 208H87L86 210H75L74 208L73 209H71L70 211L69 210H67V211H64L63 212V214H61L60 216H58L57 215V217H56V214H57V210H56V208H57V206L56 205H49L48 206V208L47 207H44V208H42V209H46L47 208V210L46 211H48V212H46V211H44V210H42L43 212L42 213H44V215L45 214H47L46 215V218L41 214V208L40 207H34V208H31V210L30 209H27V210H25L23 213H22V215L19 217V225L18 226H20V227H17V230H16V232L15 233H17L16 235H20V234H28L29 233V231H30V233L28 234V235H31V234H43V232H46V230L45 229H49V230H51V229H56V227H61V225H62V223L61 222H63V225H62V227L64 226V224H65V226H69V224H71V226H69V228H71L73 225V227H75L76 228V233L77 234H79V236L81 237V235H80V232L81 233H83V235L82 236H84L83 238H86L85 236H87V235H89V234H91V233H93L94 231H100L101 229L103 230V226H108V227H106L105 226V231L106 230H108L109 229V231H110V228H111V231H112V233H111V231L109 232V234H111V235H107L108 233H106V235L107 236H109V238L108 237H106L105 236V238H106V242L107 243H109V241H111V242H113L114 240H115V236H117V239L115 240V243L117 244V246H118V241L120 240V238H121V240H120V244H119V246L120 247H116V248H119V250H121V247L123 246V247H125V246H127L126 244H128V240L127 239H129V237L131 236H134V233L133 232H135L136 234L138 233L139 234V232L141 231H143L144 230V233H145V235L143 236H141L140 237V235H141V232H140V235H136L135 234V236H139L141 239H145V240H147V241H149V237H147L148 236V234H149V236H150V238H151V240H152V238H156V235L155 234H158V232L157 231H159V232H161V231H163V228H164V222L165 221H163L164 219L166 220V219H168V217H167V215L171 218L172 216L174 217V215H177V213H180V214H178L179 215V217H178V215H177V217L175 216L173 219H175L176 218V221H175V224H177V225H174V224H172V228L170 229L172 232H170V233H174L173 231L175 230H177L178 229V227L180 226L181 227V223H184L185 221H183V219L182 218H185L184 217V215H186V217H187V219H189L188 217H190L191 215V218L192 217H195L194 215V212H197V211H192L193 210V208L191 207V205H192V203H190V204H188L189 202H191V199L193 200V194L192 193H190V195L191 196H188L187 195V197H186V200H187V198H189L190 197V199H188V201L186 202L185 200L184 201H181L182 202V204H186V207L184 206V205H182L183 206V208H182V206H181V203H180V205L178 206V210H176V214H175V212L173 211V210H171V209H169V205H170V203H169V201H170V199H171V195H173L172 193H173V191H175V190H178V192L180 193V192H182V190H183V184H184V186H186V184L188 185V182H189V180L191 181V179H189L190 178V173H192L193 172V163L194 162H190L188 159H190V158H182L181 157V155L182 156H184L183 154H186L185 152H188V150L189 149H191V148H189V147H192L191 145H193L194 147H195V145H196V143L198 142V146H199V143L201 144V143H203L204 141H203V139L205 140V142L203 143V144H205V149L207 148L206 146H208V148L209 149H207L208 151H211V153L212 152H217L218 153V151L219 150H221V148L223 147H221V145H223L222 143L219 145V147H221L220 149H218L216 146H214V143H216L215 141H214V137H215V134L219 131V128H220V131L219 132H223V134H229L230 132L232 133V129H234L233 130V132L235 133V131H236V133L234 134V135H236V136H238L239 134H240V132H241V130L242 131H244V133L243 132H241V135L243 136L244 134V136L246 137V135H247V139H245L244 138V136H243V138H241L240 137V135H239V137H236V136H234V135H232L231 133L229 134L230 135V137H232V139L230 138V137H228V136H226V138H230L229 140H226V138H225V140H224V142H225V144H224V150L226 149V150H228V149H230V150H228V151H230V152H228L229 153V155L227 156L226 154H228V153H224L228 158L226 159V157H224L225 155H223V151L221 150V152L219 151V153H218V155L216 154V155H212L211 156V154H210V152H208L207 150H205L204 149V147H203V153H202V157L201 158H203V159H201L202 161H200L199 160V162H201V165L202 164H206L209 168H210V170H212L213 169V171H210V173H211V176L213 177H211L210 175V177L214 180V178H215V182H216V186L218 185V186H220V188L219 187H217V188H219L220 190H221V188H224L223 189V191L222 192H224V190L226 189V191L224 192V198H223V196L221 195V199L220 200H222V202H226V201H228V202H231V209H233L236 205H235V202L237 203V204H239L238 206H239V209H238V206L237 207H235L236 209H238V210H240L241 209V212L240 211H238V210H236L235 208V210L233 209L232 211H231V209L230 210H227V208H226V210L227 211H229V212H233V211H235V213L234 214H232V213H230V214H228L227 215V213H226V210L223 208V212H224V210H225V212L224 213H222L221 212V214H220V217H225L226 215V218L228 219V217H230L229 219H230V221H231V218H233L234 219V221L232 220V222H233V224L235 225V227L237 228V233H241V235H237V237H238V239H237V237L235 238V244H236V246H237V244H238V242H239V244H238V246H237V249L234 251L235 253H231V254H229L230 256H228V258H227V255L225 256V254L223 253V252H221V254H223L222 256H221V260H220V256H218V254H215V253H219L218 252V250L217 249H215V250H217V252H215V250L214 249H212L211 248V246H210V249L208 250V246H206L204 243H203V241H201V239H200V237L202 238V234L205 232V230H206V227L205 228H203V231H202V227H204V226H202V222L200 223V221H202L203 219H201L202 218V215L201 214H199V212L197 213L200 217L198 218V217H196L197 219L196 220H194V221H198L199 220V223L198 222H194L193 221V219L194 218H192V221H191V218H190V221H191V223L190 224H192V225H190V226H193L191 229L189 228L190 226L188 225V227H185V228H187L188 229V231L186 230V229H184V226H182V228L184 229V231H185V233L186 232H188L189 233V235H193V238L191 237V238H189L190 236L189 235H187L188 233H186V235H185V237L187 236V238H185L184 237V232H182L181 231V229H180V227H179V229H178V231H180V232H178L177 234H176V232L174 233V234H168L169 232H167V234L168 235H170V237H169V239H170V241L172 242H170V241H167L166 239L168 238V236L166 235V239H164L165 240V242L167 243V245H165L164 244V247L166 248L165 250H166V252L170 255H168L169 257V259L168 258H165V259H163L162 261H161V264H182V263H184L185 264V259H186V257L184 258V255H183V257H182V255H181V251L183 250H181L180 249V247L183 245V244H186L187 242L186 241H188V243H187V245L189 244V241L190 242H192V239H194L195 238V236H196V240H193V242H194V244H195V247L193 246V245H188V246H191L192 248H194V250H196L197 252H198V250H199V252H200V248H201V252L199 253L198 252V255L200 254L201 255V253H203V250H204V253L202 254L203 256H208V261H206L202 256H197V252L195 253L196 254V256L197 257H199L202 261V263L201 264H218V263H220V264H223L224 262L226 263V264H228L229 262V264H231V263H233V262H235L236 260H238V261H236V264H251L249 261H247L246 260V257H245V260L247 261V262H245V263H242V261L244 262L245 260L243 259H240L241 257L243 258L244 257V255H243V253H242V251H241V249H242V247H249V248H251V249H256V246H257V249H259L258 250V252H257V250H254V255H255V258L253 259V263L254 264H260V263H263L264 264V201H263V199H264V194H262V193H264V165H263V163H264V142H262V143H260L259 145H256L255 144V146H258V147H256L255 149L257 150H259L260 152H257L255 155L257 156L256 157V159L255 158H251V159H248V156H247V154L246 153H243L244 151H238L239 150V147H240V145H241V143H243V142H245V140H248L249 138L248 137H250V136H248V135H250L249 134V132H250V129L252 128V126L253 125H249L248 123H250L249 121H252V119H249L250 118V116H246V117H248V118H246V117H244V118H246V119H248L249 121L246 123L245 122V120L246 119H242L244 122H242V120L241 119H238L237 118V115H235L237 112H239L240 111V109H241V107H243L242 105H244L245 104V102L246 103H248L249 101H250V99L246 96V92H243V93H238V89L237 88H235V87H237V86H239L238 88L240 89V87L241 88H243L244 89V87H245V89H246V87H247V84L246 83H241V84H243L242 86H244V87H242L241 86V84H240V79L242 80V77H241V75L243 74V75H246L247 73L249 74H247L246 76L248 77V78H250L251 77V73L250 72H252V73H254V74H257V71L258 70H260V71H264L263 69V66H264V58L262 59V62H263V64L261 63L260 64V61L261 60H259V59H257V58H254V55H259V54H264V45L262 44L263 42H264V40H262L261 41V37H263V36H261L262 34L260 33L259 35H257V33H258V31H259V27L257 26V28L255 27V31H257V33H256V35L255 34H253V33H250V32H254L251 28L252 27H254V26H252V25H254L253 23H255L256 25H257V20L258 19H256V18H258L257 17V14H256V16H255V14L252 12V14L255 16H253L252 14H251V12H249V13H246V10H245V12H244V6L242 5V4H240V7L238 8V6L236 5V1H238V0H233V2H229L228 4H227V2L228 1H232V0H227V2H225L224 3V1H226V0H208V1H206V0H187V2L188 3H193V4H195L196 2H197V4H195V5H193L192 6V4H189V8H187L186 7V5L187 4H181V3H187L186 2V0H144V2ZM211 1H212V3H216V4H212L211 3ZM215 1V2H214ZM264 1V0H263ZM161 2V3H160ZM173 2V3H172ZM210 2V3H209ZM218 2V3H217ZM234 2H236V3H234ZM222 3L223 4H226V5H222ZM233 3V4H232ZM140 4H142V5H140ZM157 4V5H156ZM159 4V5H158ZM207 4V5H206ZM210 4H212V7H214V8H212L211 9V5ZM154 5V6H153ZM178 5V6H177ZM230 5H232V6H230ZM236 5V6H235ZM241 5H242V7H241ZM130 6H129V9H130ZM176 6V7H175ZM194 6H196L197 7V20H196V23H197V25H199V26H197L196 24H191L190 23V20L188 19L189 17H188V15L189 14H191L193 11L195 12V10H196V8L193 10V8H194ZM205 6H208V8H209V11L210 12H216L217 10H219L220 8L222 9L223 7L225 8V12H230L231 11V9H232V11H231V13H229V16H227V13H223V14H221V15H219V17L221 18L222 16H224L225 17V19H228V20H230L231 21V23H232V26H231V28L233 29L234 27H235V29H229V32L230 33H227L228 31H226V33H224V32H222V31H220V29H217V27L218 26H216V24H215V22H214V20L213 19H211V17H209L208 16V8L206 7L205 8ZM210 6V7H209ZM223 6V7H222ZM237 7L236 9H235V7ZM123 9H122V8ZM162 7V8H161ZM171 7V8H170ZM193 7V8H192ZM199 7V8H198ZM204 9H206V11H205V9L203 10L202 8ZM242 8H243V11H242ZM151 9V10H150ZM167 9V10H166ZM187 9V10H186ZM189 9V10H188ZM201 9H202V11H201ZM211 9V10H210ZM229 9V11H227V10ZM235 9V10H234ZM246 9V8H245ZM186 10V11H185ZM193 10V11H192ZM130 11V10H129ZM171 11V12H170ZM192 11V12H191ZM234 11H236V12H234ZM244 12V14H245V16H244V18L243 19H241V18H239V17H237V18H239V19H235L234 17H236L237 15V12H238V15H240V12ZM173 12V13H172ZM177 12V13H176ZM189 12V13H188ZM203 12V13H202ZM241 12V13H242ZM170 13V14H169ZM201 13H202V15H201ZM217 13V12H216ZM215 13V14H216ZM235 13V15L236 16H234L233 14ZM118 14H120V15H118ZM164 14V15H163ZM167 14H168V16H167ZM187 14V15H186ZM246 14H248V15H246ZM232 15V16H231ZM242 15H243V13H242ZM166 16V17H165ZM170 16V17H169ZM187 16V19L185 18ZM190 16V15H189ZM207 16V17H206ZM234 16V17H233ZM241 16V15H240ZM248 16V17H247ZM252 16V17H251ZM165 17V18H164ZM177 17V18H176ZM182 17V18H181ZM204 17H206V21H205V18ZM224 17H222V19L223 20H225L224 19ZM229 17V18H228ZM233 17V18H232ZM243 17V16H242ZM255 18V20H254V18ZM122 18V19H123ZM168 18H169V20H168ZM185 18V19H184ZM199 18H201V19H199ZM219 18V19H220ZM252 20H251V19ZM166 19V20H165ZM207 19H208V21H207ZM237 20L238 21V25L240 26V24L243 26V27H238V25H237V22L235 23L233 20ZM246 19V20H245ZM171 20H173V21H171ZM187 20L189 21V23L187 22ZM210 20V21H209ZM239 20H242L241 21V23H239ZM144 21V24H142V22ZM146 21V22H145ZM152 23H150V22ZM164 21H166V22H164ZM167 21H168V23H167ZM199 21H200V23H199ZM213 21V25L211 24V23H209V22H212ZM220 21H221V19H220ZM244 21H247V22H244ZM250 21V23L252 24H249L248 22ZM174 22V23H173ZM186 22V23H185ZM205 22V23H204ZM148 23V24H147ZM156 23V24H155ZM161 23V24H160ZM205 24V25H208V23L209 24H211L210 26H212V28L210 27V26H205V25H203V24ZM247 23H248V25H247ZM146 24H147V26L150 28H146ZM187 24V25H186ZM190 24V25H189ZM141 25V26H140ZM144 25H145V27H144ZM235 25V26H234ZM250 25V26H249ZM151 26H152V28H151ZM162 26V27H161ZM196 26H197V28H196ZM205 26V27H204ZM234 26V27H233ZM249 28L250 27V29H248V30H246L247 29V27ZM141 27V28H140ZM143 27H144V29H143ZM167 27V28H166ZM191 27V28H190ZM208 27H209V29H208ZM135 28V29H134ZM157 28V29H156ZM170 28V29H169ZM239 28H242V29H239ZM135 31H134V30ZM145 30V31H143V30ZM147 29V30H146ZM155 29H156V31H155ZM165 29V30H164ZM176 29V30H175ZM227 29V28H226ZM237 29V31H239V33H241L242 34V30H244L246 33L247 32H249V30H250V39H253L252 40V42L251 41H249V39L247 38V36L246 35H249V34H246L245 35V33H244V31H243V37H241L242 35L241 34H239V33H237L235 30ZM258 29V30H257ZM170 31L169 33H168V31ZM171 30L172 31H174V32H171ZM217 30V31H216ZM142 31V32H141ZM162 33H161V32ZM193 31V32H192ZM212 31H213V35H212ZM216 31V32H215ZM241 31V32H240ZM132 32V33H131ZM179 32H181L180 34H179ZM216 34H215V33ZM217 32H220V33H217ZM221 32L222 33H224V34H222L223 36H224V38H226V39H221V38H223V36L221 35ZM260 32V31H259ZM158 33V34H157ZM193 33V34H192ZM163 34H164V36H163ZM228 34H231V35H229L230 37L232 36V37H234L235 39H236V42L235 43H237V44H239L240 43V41H241V43L239 44L241 47H239V45H237V44H235L234 43V39L233 40H230V39H232V38H230L229 39V37H227V35ZM253 34V35H252ZM204 35V36H203ZM222 36V37H219V36ZM245 35V36H244ZM258 36V41L256 40V37ZM133 36V37H132ZM170 36L172 37L171 39H170ZM173 36H174V38H176L175 40L173 39ZM184 36H187V37H184ZM207 36V37H206ZM215 36V37H214ZM216 36H217V38H220V39H215L216 38ZM251 36H253V37H255V40H256V44H255V42H254V38H251ZM128 37V38H127ZM152 37V36H151ZM178 37V38H177ZM182 37V38H181ZM196 37H193L192 39H193V41L194 40H196L197 41V39H196ZM206 37V38H205ZM213 37V38H212ZM246 37V38H245ZM191 38H189V39H191ZM195 38V39H194ZM203 38V39H202ZM205 38V39H204ZM208 38V39H207ZM211 38H212V41H211ZM227 38L229 39V41L227 40ZM133 39H135V40H133ZM140 39V40H139ZM152 39H153V37H152ZM214 39V40H213ZM246 39L248 40V41H246ZM157 40H158V42H157ZM156 40V42H155V40H153L154 42H152L151 44L152 45H154L155 46V44H156V46H157V44H160V42H161V40L160 39H157ZM124 41V42H123ZM135 41V43H137ZM162 41V42H163ZM231 41V42H230ZM239 41V42H238ZM260 41V43H258L257 44V42H259ZM173 42H171V43H173ZM249 42V43H248ZM155 43V44H154ZM234 43V44H233ZM147 44V43H146ZM151 44H149V45H145V44H141L140 43V45H143V46H145V48L147 47H149L148 48V50H153V49H155L156 48V46L155 47H152L151 48ZM166 44H169L168 46H170V43H166ZM209 44H211V46H212V48H211V46L209 45ZM215 44V43H214ZM216 44H215V48H213V49H215L216 51H217V47H216ZM242 44H244V45H242ZM248 44V45H247ZM122 45V44H121ZM123 45V46H124ZM172 45V44H171ZM204 45V46H205ZM237 45V46H236ZM111 46V47H110ZM142 46V47H143ZM174 48L176 47L175 45H172ZM232 46V47H231ZM243 46H244V48L246 47V48H248L249 50H245L244 48H243ZM250 46H251V48H250ZM260 46H261V48H260ZM173 47H171L170 49H172ZM151 48V49H150ZM220 48H218V50L220 49ZM229 48V49H228ZM239 48H241V49H239ZM254 48V49H253ZM121 49H123V47L122 48H115V47H113L112 45H109V47H106V49H105V55H107V57H108V62L109 61H111V60H113L115 63H118V66L121 64V66L122 67H124L125 65H127L128 64V62L130 63V61H132V59H133V57L132 56H129L128 58L126 57V56H124L123 54V51L121 50ZM221 49H220V52H221ZM238 49V50H237ZM245 50V54H244V50ZM259 49V50H258ZM263 49V50H262ZM202 50H204L205 51V53H203L202 52ZM208 50V51H207ZM242 50V51H241ZM251 50V51H250ZM122 51V53H120ZM241 53H240V52ZM261 53H260V52ZM185 52H188V53H185ZM196 52H198V54L196 53ZM201 52V53H200ZM219 52V51H218ZM224 52V53H223ZM235 52L237 53L236 55H237V58H235ZM254 52V53H253ZM257 52V53H256ZM182 53H185V54H182ZM230 53H234V54H230ZM242 55V57H244V59H245V61H244V59L242 60V57L241 56H239L240 54ZM246 53H247V55H246ZM256 53V54H255ZM119 54V55H118ZM205 54V55H204ZM230 54V55H229ZM252 56H251V55ZM185 55V56H184ZM188 55V56H187ZM123 56L124 57H126V58H123ZM206 56V57H205ZM212 56V57H211ZM250 56V57H249ZM113 59H112V58ZM185 57H186V59H185ZM190 59V60H192V58L194 57V59H193V62L195 63V64H197L196 66H195V64L192 62V61H190V60H187L188 58ZM190 57H192V58H190ZM201 57H203V59H206V60H202V58ZM210 57V58H209ZM241 57V58H240ZM247 57H249L250 59H246ZM185 60H184V59ZM217 58H219V59H217ZM228 58H230V59H228ZM252 58V59H251ZM180 59H182L183 60V62L180 60ZM212 59V60H211ZM215 59V60H214ZM238 60V61H235V60ZM255 59V60H254ZM116 60H117V62H116ZM200 60V61H199ZM208 60H211L209 63H211V64H205V63H208ZM223 61V62H221V63H218L217 61ZM247 60V61H246ZM251 60H253V61H251ZM185 61H189L188 62V64L187 63H185ZM203 61H204V63H203ZM206 61V62H205ZM242 61H244L245 63H244V65L242 66V65H238V62H242ZM122 62V63H121ZM126 62V63H125ZM175 64H174V63ZM192 62V63H191ZM215 62H217V63H215ZM248 62V63H247ZM251 63V65H249L250 63ZM254 62H257V63H254ZM259 62V63H258ZM203 63V64H202ZM215 63V64H214ZM173 64H174V66H173ZM188 65V67H190V64H191V68H192V71H190L188 68V70L186 69V67H187V65ZM194 65V67H193V65ZM202 66H201V65ZM213 64V65H212ZM248 64V65H247ZM254 64V66L256 67H258V68H256L257 69V71L252 67V65ZM259 64H260V66H259ZM178 67H177V66ZM181 65V66H180ZM198 65H199V69H198ZM217 65V66H216ZM226 65V66H225ZM227 65L229 66V67H227ZM242 66L241 68H242V70L243 71H245V72H241V70L239 69L238 70V66ZM177 68H176V67ZM225 66V67H224ZM237 66V67H236ZM246 66V67H245ZM248 66H250V68H248ZM174 67V68H173ZM180 67H182V68H180ZM204 67V68H203ZM220 67V68H219ZM221 67H223V68H221ZM244 67V68H243ZM53 68H58V66H53ZM179 68V69H178ZM195 68V69H194ZM197 68V69H196ZM218 68V69H217ZM229 68V69H228ZM169 69V70H168ZM175 69H177V70H175ZM180 69H182V70H180ZM196 71V73H197V75H195V77H194V74H196V73H194L193 75H191L190 73L191 72H193L194 70ZM202 69V70H201ZM206 71L205 73L207 74V76H206V74H203L202 75V73L204 72V70ZM225 69H227L228 70V72H230V73H228L227 72V70H225ZM181 72H180V71ZM199 70H201V71H199ZM217 70V71H216ZM219 70V71H218ZM236 70H238L237 72H236ZM249 70V71H248ZM118 70H112L111 71V74H112V76H117L118 75V73L119 72H117ZM166 71H168V72H166ZM171 71H173L174 72V74H172V72ZM187 71L189 72V74L187 75L186 73H187ZM203 71V72H202ZM216 71V72H215ZM256 71V72H255ZM180 72V73H179ZM201 72V76H199V73ZM223 72V76H222V78L220 77V80H215V79H213V77H215L214 75H217L218 73L220 74V73H222ZM239 72L240 73H242L241 75L239 74ZM259 72V71H258ZM178 74V76H176L175 74ZM214 74L213 76H212V74ZM216 73V74H215ZM245 73V74H244ZM170 74H171V76H173V78L172 77H170ZM224 74H228V75H224ZM240 75V76H238V77H240V78H238L237 77V75ZM253 74V75H254ZM221 75V74H220ZM242 75V76H243ZM175 76V77H174ZM192 76H193V78H195V79H191L192 78ZM198 78H197V77ZM202 76H204L203 78H202ZM234 76V77H233ZM160 78L159 80L157 79V78ZM161 77H163V79L161 78ZM201 77V78H200ZM209 77V78H208ZM226 77V78H225ZM235 77H237L238 79H236L235 80ZM176 78H178V80H180V81H182V82H178L177 80H176ZM202 79V80H200V79ZM208 78V79H207ZM216 78V77H215ZM175 79L176 80V82H175V80L173 81V80ZM196 79H198V80H196ZM224 79H226V81L224 80ZM154 80H156L155 81V83H154ZM172 80V81H171ZM196 80V81H195ZM210 80V81H209ZM224 80V81H223ZM232 80H234V82L236 81V83H235V85H234V82L232 81ZM61 82L62 80H57V81H55V82H53L50 86H49V88H48V92L46 93V92H44V93H42V99H41V101H42V112H43V115H46V113L45 112H48L47 111V108L46 109H44L45 107H47L50 103H52L53 101L52 100H54V99H52V97H50V95L52 96V95H54V97H55V108H57L58 110H61V109H63V110H65V108L63 107V105H61V104H63V101L64 100H61L60 99V97L63 99L64 97L63 96H65V95H63V86H65V84H64V82H62V83H60L59 84V82ZM145 81V82H144ZM147 81V82H146ZM158 81H160V83L158 82ZM165 81V82H164ZM201 81H202V83H201ZM207 81V82H206ZM229 81H231V82H229ZM238 81H240V82H238ZM149 82V83H148ZM211 82H213V83H211ZM232 82H233V84H232ZM242 82H243V80H242ZM143 83V84H142ZM158 83V84H157ZM165 85L164 87H163V85ZM171 83V84H170ZM174 83L176 84V85H174ZM182 83V84H181ZM197 83V84H196ZM199 83H201V84H199ZM227 83V84H226ZM229 83H230V85H229ZM59 84V85H58ZM116 83H114L112 86H114ZM154 84H156V85H154ZM177 84H178V86H177ZM180 84V85H179ZM214 84V85H213ZM216 84V85H215ZM219 84V85H218ZM222 84V85H221ZM226 84V86H224ZM237 84V85H236ZM240 84V85H239ZM159 87H158V86ZM188 85V86H187ZM212 85V86H211ZM232 85V86H231ZM180 86H183V88H181ZM196 88H195V87ZM233 86H234V88H233ZM55 87V88H54ZM127 87V88H126ZM140 87L142 88V89H140ZM163 87V88H162ZM216 87V88H215ZM224 87V88H223ZM60 88H62V89H60ZM110 88V89H109ZM156 88H158V89H156ZM215 88V89H214ZM223 88V89H222ZM167 89V91H165ZM181 89V90H180ZM183 89V90H182ZM204 89V90H203ZM212 89V90H211ZM216 89H217V91L219 90L221 93H219V91L217 92L216 91ZM222 89V90H221ZM55 90V91H54ZM158 90V91H157ZM208 90V91H207ZM210 90V91H209ZM217 92V94H218V96L220 97L222 94L224 95H222L220 98H221V101L219 100V97L218 96H215V94H216V92ZM223 90H226V91H223ZM229 90V91H228ZM233 90V91H232ZM237 90V92H235ZM52 93H51V92ZM204 91V92H203ZM211 91H214V92H211ZM172 92V93H171ZM189 92V93H188ZM206 92H208L207 94H205ZM209 92L210 93H213V95L212 96H209L210 94H209ZM224 92V93H223ZM235 92V93H234ZM59 93V94H58ZM152 93H154V94H152ZM187 93V94H186ZM233 93H234V95H233ZM45 96H44V95ZM48 94V95H47ZM201 94H203L202 95V97L200 96ZM206 96H205V95ZM216 94V95H217ZM232 96H231V95ZM237 94V95H236ZM240 94V95H239ZM207 95L209 96L208 98H207ZM226 95H227V97H226ZM231 96V97H233V96H235L234 98H237L238 100V102H239V104H238V106H237V103H236V99H234V98H231V97H228V96ZM242 95H243V97H247L246 98V101H244V99L245 98H243L242 97ZM88 96V97H87ZM110 96V97H109ZM165 96V97H164ZM191 96H192V98H191ZM237 96V97H236ZM49 97V98H48ZM148 97V98H147ZM168 97V98H167ZM169 97H170V99H169ZM200 97V99H201V101H200V99H198V98ZM212 99H211V98ZM213 97H215V98H213ZM116 98H117V100H116ZM141 98H143L142 100H141ZM173 98H175L174 100H173ZM194 98V99H193ZM195 98H197V101H198V103H199V101H200V105L197 103V101H196V99ZM205 98H207L208 99V102L209 103H211V104H213L212 105V107H210L211 105L208 103V107L207 108H211L210 110H211V113H210V111H208V112H206V114H205V111H206V107L205 106H203L202 105V103L204 104V103H206L207 101V99H205ZM217 98V99H216ZM228 98V99H227ZM231 98V101L233 100V102H235L234 104L229 100ZM50 99V100H49ZM92 99V100H91ZM110 99V100H109ZM162 99H163V101H162ZM166 99V100H165ZM214 99V100H213ZM217 101H216V100ZM222 99H224V101L222 100ZM47 100H49V101H47ZM109 100V101H108ZM177 100V101H176ZM180 100V101H179ZM194 100V102L192 103V101ZM210 100V101H209ZM57 101V102H56ZM115 101V102H114ZM121 102L120 104H118L119 102ZM151 101H153V103L151 102ZM166 101V102H165ZM173 101V102H172ZM176 101V102H175ZM196 101V102H195ZM224 102V103H219V102ZM226 101V102H225ZM248 101V102H247ZM96 102V104H94ZM112 102V103H111ZM124 102V103H123ZM141 102V103H140ZM163 104H161V103ZM180 102V103H179ZM183 102V103H182ZM185 102H186V104H185ZM215 102V103H214ZM230 103V106H227L229 103ZM44 103V104H43ZM89 103V104H88ZM123 103V104H122ZM227 103V104H226ZM48 104V105H47ZM58 104H59V106H58ZM101 104H102V106H101ZM116 104V105H115ZM140 104H143V105H140ZM145 104V105H144ZM175 104H177V105H175ZM183 104H185L183 107H182V105ZM189 104V105H188ZM191 104H193V108H194V110L191 108L192 107V105ZM197 104H198V107H199V109H197L198 107H197ZM218 106H217V105ZM219 104H221L220 105V107H219ZM223 104H224V106H223ZM226 104V105H225ZM235 104H236V108H235ZM87 105V106H86ZM95 105V106H94ZM155 105H158V107L156 106L155 107ZM191 105V106H190ZM195 105V106H194ZM210 105V106H209ZM108 106V107H107ZM140 106V107H139ZM142 106V107H141ZM144 106H146V107H144ZM149 106V107H148ZM180 108V111H179V109L177 108ZM180 106V107H179ZM202 108H201V107ZM85 107V108H84ZM144 107V108H143ZM155 107V108H154ZM173 107H176L175 109H176V111H178V112H176L175 111V109L173 108ZM189 107H190V111H188V109H189ZM196 107V108H195ZM218 107L220 108V110L222 111V113L227 109L229 112H231V109H233V107L236 109L235 111H237V109H238V111L235 113V111H234V109H233V114H234V116L236 117H234L233 116V119H238L237 121H238V123L239 124H234L233 123V121H232V123L234 124V125H229V124H231V122H229V124L228 123H226V125H225V123H224V119H225V117L223 116V115H225L224 113H223V115H221L220 117H219V113L221 112L219 109H218ZM227 107V108H226ZM240 109H239V108ZM60 108V109H59ZM119 108V109H118ZM183 108V110L186 108L187 110V112L186 113H188L190 116H188V114H186L185 112L183 113V111H181V109ZM205 108V109H204ZM215 108V109H214ZM223 108H226V109H223ZM244 108V107H243ZM113 109V110H112ZM117 109V110H116ZM162 109V110H161ZM178 109V110H177ZM196 109V110H195ZM212 109H213V111H215L216 109L218 110V111H220L219 113H215L214 114V112L212 113ZM224 111H223V110ZM46 110V111H45ZM63 110H61V111H63ZM108 110V111H107ZM114 110H115V112H114ZM138 110V111H137ZM140 110V111H139ZM165 110V111H164ZM205 110V111H204ZM208 110V109H207ZM99 111V110H98ZM110 111V112H109ZM148 113L147 115H146V112ZM151 111H152V114H151ZM153 111H155V112H153ZM200 113H199V112ZM109 112V113H108ZM117 112H118V114H117ZM139 112V113H138ZM190 112H192V113H190ZM194 112V113H193ZM113 113H114V115H113ZM124 113V114H123ZM133 113V114H132ZM158 113H160V114H158ZM162 113H164V114H166V115H164V114H162ZM177 113V114H176ZM179 113V114H178ZM183 113V114H182ZM208 113H209V115H208ZM48 114V113H47ZM123 114V115H122ZM143 114V115H142ZM154 114V115H153ZM156 114V115H155ZM160 115L159 117L162 119L163 117H167V119H169V120H167L166 119V117L165 118H163V119H166V122L167 121H169L167 124H170V126L171 125H175L174 127H178V130H179V132H178V130H177V128H175L174 129V127L172 126V128L174 129H172V128H168L167 129V127L169 126V125H167V124H165V121L162 119V121H163V123H164V125H163V123H162V125L160 124L161 122L160 121H158L157 123H159V124H157L156 123V125L155 124H151L150 125V123L153 121V120H155V118H159L158 117V115ZM186 114V115H185ZM199 114V115H198ZM201 114L202 115H205V119H206V116H207V118L208 119H206L205 121L207 122V121H209L208 123H206L205 121L203 122V117L204 116H202L201 117ZM212 116H211V115ZM218 115V117H217V115ZM136 115V116H135ZM145 115V116H144ZM162 115H164V116H162ZM179 115H180V117H179ZM182 115V116H181ZM184 115V116H183ZM196 115V116H195ZM215 115V116H214ZM124 116V117H123ZM127 116V117H126ZM139 116V117H138ZM140 116H141V118H140ZM142 116H144V117H142ZM155 116H157V117H155ZM174 116V117H173ZM177 116V117H176ZM187 116V117H186ZM194 116V119L192 118ZM137 117V118H136ZM150 117V118H149ZM153 117H155V118H153ZM182 117H183V120H182ZM199 117H201V120H202V122L200 121L199 122V125H198V123H196L197 122V119L198 120H200L199 119ZM211 117H213L211 120H209ZM224 117V119H222ZM139 118V119H138ZM144 118V119H143ZM146 118H148V119H146ZM153 118V119H152ZM216 120H215V119ZM137 119V120H136ZM143 119V120H142ZM146 119V120H145ZM173 119H180V120H178V122H182V124L179 126H176L177 125V120L175 121V120H173ZM191 120V122L193 123H191L190 124V120ZM264 119V118H263ZM126 120V121H125ZM135 122H134V121ZM148 120V121H147ZM185 120H186V122H185ZM195 120H196V122H195ZM224 120V121H223ZM124 121V122H123ZM132 121V122H131ZM174 121V122H173ZM189 121V122H188ZM219 122V123H221L222 121V124H220V126H219V123H218V126H217V122ZM247 121V120H246ZM118 122V123H117ZM120 122H123V123H120ZM130 124H129V123ZM142 122H144V125H143V128L145 129V127H146V129L147 128H150V126L154 129V127H157V129L159 130V133L164 129L165 131H164V133L162 132V133H160L162 136L161 137H158L160 134H158V130L156 129H154L153 131H154V134H150V136H149V131H148V135H146V136H148V138L149 137H151V138H154V140H155V144L153 143L154 142V140L152 139L151 140V138H149V140H148V138L147 137H145L146 139L145 140H142L141 141V139H140V142H136L137 140H139L136 136H137V134L135 133L136 131L138 132V130H136V127L138 126V128L137 129H139V127H140V129H142ZM154 122V121H153ZM184 122V123H183ZM211 122H216L215 124L216 125H214V126H212L213 125V123H211ZM134 125H133V124ZM148 123V124H147ZM172 123H175V124H172ZM187 123H189V125H187ZM235 123H237V122H235ZM244 123V124H243ZM138 124V125H137ZM147 124V125H146ZM180 124V123H179ZM201 124V125H200ZM204 124H209L207 127H208V129H209V126H211V128L213 127V128H215L214 130L213 129H210V130H213V135H212V132L211 131H209L211 134H206V132H205V136H204V131H207L208 132V130L206 129L207 127L206 126H204ZM212 124V125H211ZM247 124L249 125V126H251V127H249V126H247ZM252 124H253V122H252ZM158 125L159 126H161L160 127V129L158 128ZM185 125V126H184ZM190 125L192 126V128H193V130L191 129V127H190ZM238 125V126H237ZM241 125H242V127H241ZM243 125H245V128H250L249 130H245L244 129V127H243ZM128 126L130 127V128H128ZM134 126V127H133ZM189 126V127H188ZM201 126V127H200ZM204 126V127H203ZM223 126L224 127H226L225 128V130L227 129V131L229 132H227V131H225V130H222L223 129ZM230 126H231V128H230ZM236 126V127H235ZM127 127V130H125V131H127L128 132V134H125L126 132L124 131V129ZM133 127V128H132ZM165 127H166V129L168 130L167 132H169V133H167L166 134V129H165ZM180 127V128H179ZM186 129V127H188L187 129H186V131L188 132H186L185 131V129ZM195 127L197 128L196 130H195ZM200 127V128H199ZM217 127V128H216ZM163 128V129H162ZM202 128V129H201ZM206 129V130H204V129ZM236 128H238V129H236ZM242 128V129H241ZM247 128V129H248ZM134 129H135V132H134ZM144 129H142V130H144ZM145 129V131H146V133H147V130ZM162 129V130H161ZM170 129V130H169ZM181 129V130H180ZM192 130V133H193V135H194V137L192 136V133H189V132H191V130ZM217 129H218V131H217ZM229 129H231V130H229ZM129 130H132V132H130ZM149 130V129H148ZM173 130V132L172 133H170L171 131ZM198 130V131H197ZM237 130H239V132H237ZM175 131L176 132H178V133H175ZM183 131H184V133L186 132L187 134H189V135H191V138H189L190 136H188L187 134H184L183 133ZM197 131V132H196ZM199 131H200V135L201 134H203V139L200 137V135L198 134V139H196L197 138V135L195 136V134L196 133H199ZM225 131V132H224ZM247 131H249V132H246ZM114 132V131H113ZM130 132V133H129ZM134 132V133H133ZM208 132V133H209ZM123 133V134H122ZM132 133V134H131ZM153 133V132H152ZM243 133V134H242ZM131 134V135H130ZM135 134V135H134ZM163 134H164V136H163ZM172 134V135H171ZM174 134V135H173ZM182 134V135H181ZM262 133H260V135H258V136H262L261 138L260 137H258V142H256V143H259V141L261 140V141H263L264 140V133L261 135ZM121 135V136H120ZM170 135L172 136V137H170ZM186 136V138L188 137V139H184L185 138V136ZM207 135V136H206ZM210 135H212L211 137H210ZM217 135V134H216ZM225 135H224V137H225ZM109 136H111V137H109ZM117 136V137H116ZM126 136V137H125ZM128 136H131V138L129 137V138H127ZM135 136V137H134ZM165 136H166V138H165ZM182 136H184V137H182ZM209 136V137H208ZM106 137H109L108 139L106 138ZM121 137H123V138H121ZM155 137H156V139H155ZM163 137V138H162ZM224 137H223V139H224ZM233 137H236V138H240V140H238V139H236V138H233ZM117 138H119L118 140H116ZM162 139L161 141H160V139ZM194 138V139H193ZM202 139L201 140V142H200V139ZM112 139L113 140H115V141H112ZM120 139H122V140H120ZM129 139V140H128ZM159 139V143L156 141V140H158ZM165 139V140H164ZM173 139V140H172ZM176 139V140H175ZM179 139V140H178ZM182 139V144L181 143H179L180 142V140ZM190 139H192V140H190ZM196 139V140H195ZM207 139V140H206ZM208 139L210 140V139H213V141H214V143L212 142V140L210 141V142H212V144L210 145V142H208ZM124 140V141H123ZM127 140V141H126ZM131 140H133V141H135L137 144L139 143V144H141L139 147H134V149H130L131 147H132V145H133V143H131V142H133V141H131ZM164 140V141H163ZM166 140L167 141H169V140H172V141H170V142H172V145H173V143L175 144V145H177V140L179 141L178 142V148L181 146V145H183L184 143H186L185 145H187L188 146V150H186V148H187V146H186V148H185V146H181L182 147V149L185 151H183L184 153L183 154H181V155H179L178 154V151L180 152V153H182L178 148H177V146H176V148L174 147V146H172V145H170L171 143H169V145H168V143H166ZM175 140V141H174ZM184 140V141H183ZM190 141V142H188V141ZM235 140V141H234ZM118 141V142H117ZM145 141H147V143H145ZM153 141V142H152ZM174 141V142H173ZM185 141H187V142H185ZM203 141V142H202ZM206 141H207V144L208 145H206ZM230 141H232V142H234L233 144H235L236 146H238V147H235L234 145V147L235 148H237L236 150L233 148V146H232V142H230ZM260 141V142H261ZM108 142V143H107ZM116 142H117V144H116ZM128 144H127V143ZM142 142V143H141ZM149 142H151V143H149ZM163 142V143H162ZM193 142V143H192ZM223 142V143H224ZM228 144H227V143ZM112 143V144H111ZM143 143H145V145L143 144ZM148 143H149V145H148ZM152 143H153V145H154V147L152 146V147H150L151 145H152ZM108 144V145H107ZM111 144V145H110ZM114 144V145H113ZM138 144V145H139ZM163 144L165 145H168L169 146V148L171 149V148H173V150H172V152H174V153H176V155H178L177 157L179 158V160H180V163H181V166L182 167H185L184 169H185V171L186 172H189V174H187L186 173V175H180L179 177H177V179L176 178H174V179H170V182H169V178H167L166 179V176L164 177L165 178V180L164 179H160V175H161V177H163V173L161 172L160 174H159V172H157L158 174H159V176H158V179L157 178H155V175H154V178L152 179V181H155V182H153V183H155L154 185L156 186L158 183V189L157 190H155L157 187H155L154 185H151V187H150V189H149V191L151 192H149L148 190H145V189H148L149 187H147L148 185L147 184H144V182H143V180L144 179H146V178H152L153 176H151V174L150 173H148L147 174V165H146V161L147 160H150L149 159V157H151V160H153V159H155V158H153L152 159V157H155V155H156V153L157 152H155V151H157V149H158V153L161 151H164V149L165 150H167V149H169L168 148V146L166 147L165 146V148L163 147ZM189 144H191V145H189ZM202 144V145H203ZM239 144V145H238ZM110 145V146H109ZM116 145V146H115ZM180 145V146H179ZM216 145H217V143H216ZM230 145H231V147H230ZM115 146V147H114ZM119 146V147H118ZM128 146V147H127ZM143 146V147H142ZM214 146V147H213ZM229 147V148H226V147ZM109 147V148H108ZM114 147V148H113ZM120 147L122 148V149H120ZM162 147H163V149H162ZM192 148V150L194 151V153H195V151H201L202 152V150H201V145L199 146V148L197 147V145H196V147L198 148V149H195V148ZM210 147H213L212 148V150H211V148ZM216 147V149H218V151L216 150V149H214ZM116 148V149H115ZM118 148V149H117ZM124 148H126V150L129 148V153L124 149ZM145 148V149H144ZM167 148V149H166ZM177 149L176 151H175V149ZM110 149V150H109ZM139 149V150H138ZM143 149V150H142ZM153 149V150H152ZM170 149H169V151H170ZM181 149V148H180ZM223 149V148H222ZM231 149H233V150H231ZM261 149H262V151H261ZM112 150H113V153L111 154V152H112ZM117 150H119V151H117ZM122 150H123V152H122ZM160 150V151H159ZM204 150H205V152H204ZM215 150V151H214ZM225 150V151H226ZM257 150V151H258ZM132 153H131V152ZM168 151V150H167ZM189 151H191V150H189ZM193 151H191V152H188L187 154L188 155H196V154H193L192 152ZM200 151H199V153H200ZM224 151V152H225ZM114 152H115V154H114ZM117 152V153H116ZM125 152H127L128 153V158H127V153H125ZM136 154H135V153ZM139 152H141V153H139ZM124 153V154H123ZM134 153V154H133ZM150 154V156H148L149 154ZM157 153V155H158V157H160V156H162L163 154L162 153H159L158 154ZM164 153L166 154V152L164 151ZM191 153V154H190ZM206 153V154H205ZM207 153H209V154H207ZM230 153L233 155H230ZM235 153H236V155H235ZM261 153V154H260ZM110 154H111V157H108V156H110ZM118 154V155H117ZM139 154V155H138ZM140 154H141V156H140ZM144 154L146 155V156H144ZM148 154V155H147ZM152 154V155H151ZM160 154H162V155H160ZM170 154H171V151L169 152V156H170ZM245 154V155H244ZM112 155H114V157H112ZM122 155H125L124 156V158H127V159H129L130 160V162H129V160H125V162H120L119 163V161H117L116 159H117V156H118V159H120V157H123ZM131 155H133V156H131ZM136 155V156H135ZM167 156H168V152H167V154H166ZM198 155H201V154H198ZM210 155V156H209ZM222 155V157H224L225 159V161H224V164H225V162L226 161H228L229 162V166L227 165L228 164V162H227V164H225V165H223V162L221 163V161L223 160V159H219L220 160V162H218V159L217 158H214V156H219V158H220V156ZM259 155V156H258ZM107 158H109V159H107ZM165 156V155H164ZM205 156H207L208 158H204ZM232 156V157H231ZM236 157V158H234L233 159V157ZM116 157V158H115ZM129 157H131V158H129ZM136 157H138V158H136ZM146 157L148 158L147 160H146ZM157 157V156H156ZM185 157H187V155H185ZM199 157V156H198ZM211 157H213V158H211ZM136 158V159H135ZM141 158V159H140ZM237 158H238V160H239V163H240V160L241 159H243V161H241L242 163L241 164H239L238 163V160H237ZM257 158H258V160H257ZM78 158H76V159H71V160H69V162H68V164L65 166V163L59 168V169H57L58 171H57V174H59V171L61 172L62 171V168L64 169V167H66L65 169L67 170V169H69L67 166L69 165V167L71 168V167H73V164H76V162L74 161V160H77ZM200 159V158H199ZM207 160V162L205 161V160ZM214 161V159H216L215 160V162H217V163H215V164H213L214 162H212V160ZM230 161H229V160ZM245 159V160H244ZM143 160V161H142ZM150 160V161H151ZM186 160L188 161V162H186ZM191 160V159H190ZM237 161V162H235V161ZM71 161H72V166H71ZM106 161H108V162H106ZM112 161H113V163H112ZM117 161V162H116ZM136 161V162H135ZM166 161V160H165ZM183 161V162H182ZM210 162V166L208 165L209 164V162ZM247 161V162H246ZM252 161V162H251ZM75 162V163H74ZM115 162V163H114ZM133 162H135L134 164H133ZM141 162V163H140ZM148 162V161H147ZM184 162H186V163H184ZM230 162H232L231 164H230ZM252 163V165H251V163ZM102 163V164H101ZM105 163L107 164V165H105ZM126 163V164H125ZM208 163V164H207ZM218 163H219V165L220 166H218ZM249 163V164H248ZM256 163V164H255ZM113 164H116V165H113ZM120 164H122V166H120ZM125 164V165H124ZM131 164H132V166H131ZM137 164L139 165V167H141V169L138 167H136L137 166ZM141 164H143V165H141ZM166 164H167V162H166ZM166 164L164 165V171L167 169V168H165L166 167ZM212 164H213V166H212ZM224 166H222V165ZM236 164H237V166H236ZM245 164V165H244ZM260 164H262L261 166L263 167H261L260 166ZM117 165L120 167H117ZM135 165V166H134ZM184 165V166H183ZM186 165V166H185ZM194 165H195V167H196V163H194ZM226 165L228 166V167H226ZM241 167H240V166ZM106 166H107V168H106ZM110 166V167H109ZM114 166V167H113ZM116 166V167H115ZM146 166V167H145ZM191 166V167H190ZM203 166V165H202ZM206 166V167H207ZM216 166V167H215ZM234 166V167H233ZM249 167L250 168V170H249V168L248 169H244V167ZM124 168V169H122V168ZM130 168V170L131 169H134L133 170V172H132V170L130 171L128 168ZM135 167V168H134ZM204 167V166H203ZM222 168V170L224 169V170H226V172H228V174L225 172V171H222L221 170V168ZM237 168V170H236V168ZM245 167V168H246ZM253 167V168H252ZM105 168H106V170L107 171H105ZM111 169V171H110V169ZM142 168H143V170L144 171H146V172H143V171H141L140 172V170H142ZM192 168V170H190V169ZM218 168V169H217ZM225 168H229L230 170L231 169H233V170H231L232 171V174H231V176H233V177H235L234 178V180L235 181H232L231 182V180H229V179H231L232 178V180H233V177H231V178H229V179H227L229 176H230V170L228 169H225ZM120 169H122L123 170V172H122V170L120 171ZM126 169V170H125ZM136 169V170H135ZM188 169V170H187ZM216 169V170H215ZM242 169V170H241ZM104 170V171H103ZM115 170H116V172H115ZM168 170L169 169H167L166 170V172H168ZM190 170V171H189ZM222 171V173H221V175H217V172L218 171ZM240 170H241V172H240ZM248 170V174H246L245 172ZM252 170H254V173H253V171ZM260 170V171H259ZM121 172V174L119 173V174H117L118 172ZM126 171V172H125ZM137 171V172H136ZM192 171V172H191ZM204 171L205 172H207L208 171V168H204ZM238 172V175L240 174V173H242L243 171V173H242V175L240 174V176H238V175H236V173L235 172ZM249 171H252V173H250ZM261 172L260 174H261V176H262V179H263V181H262V179H260L261 178V176L259 175V172ZM44 172L45 171H40V173L38 172L37 173V171H36V173L34 174H32V176H31V179H33V180H31V181H33L32 183L33 184H35V186L32 184V187H34L32 190L33 191H37L36 193L37 194H39L38 192H40V193H46V195H48V194H52V193H54L55 192V190L56 189H58L57 191H59L60 189H62L61 187H65V186H67L66 184L68 183L67 182V178L65 179V176L63 175L64 173L63 172H61L59 175L60 176H63V177H60L59 175H55L52 179L50 178V179H48L49 181L47 182V181H45L44 180V182L43 183H41V181H43V179L44 178H47V175L48 174H46L45 176H41L40 174H44ZM64 172H65V170H64ZM92 172V173H91ZM109 172V173H108ZM112 172H113V174L114 175H116V176H112ZM130 172H132L133 173V175H131V176H133V177H131L130 176V174H132V173H130ZM209 172V171H208ZM214 174H213V173ZM258 172V173H257ZM140 173L143 175H140ZM147 174V175H145V174ZM157 173H155L156 174V177H157ZM209 173V174H210ZM223 173H224V175H223ZM228 175V177L226 176V174ZM244 173L246 174V175H244ZM256 173H257V175H259V177L256 175ZM62 174V175H61ZM126 174V175H125ZM135 174V175H134ZM214 176H213V175ZM218 174H219V172H218ZM34 175H36V176H34ZM40 175V176H39ZM140 175V179L142 180H139V176ZM236 175V176H235ZM251 176L250 177V180H249V176ZM126 176V177H125ZM129 176V177H128ZM148 176V177H147ZM151 176V177H150ZM181 176H182V178H181ZM184 176H185V178L188 176L189 178H187L186 180H188V182L185 180V178H184ZM203 176V175H202ZM205 176H206V174H205ZM219 176V177H218ZM220 176H221V178H222V181L224 180V184L223 185H221L220 184ZM246 176V179L244 180V179H242V178H244ZM253 176L255 177L256 176V183H254V185H253V183H252V181L253 182H255L254 180H252V179H255V178H253ZM58 177V178H57ZM110 177V178H109ZM121 177H123V178H121ZM129 179H128V178ZM144 177V178H143ZM146 177V178H145ZM224 177H226V181H225V178ZM240 177V178H239ZM242 177V178H241ZM42 178V179H41ZM62 178V179H61ZM120 178V179H119ZM133 178V179H132ZM138 180H137V179ZM192 178V177H191ZM220 180H219V179ZM257 178H258V180L259 181H257ZM59 179V180H58ZM117 179V180H116ZM127 179V181H129L130 182V185H127V181H125V180ZM136 179V180H135ZM178 179H181V180H178ZM38 180V181H37ZM39 180H41L40 181V184L43 186H41V185H39ZM53 180V181H52ZM55 180V181H54ZM60 180H62V181H60ZM104 180V182H108V181H105ZM147 180V179H146ZM146 180H144V181H146ZM150 181H151V179H149ZM148 180V182H150ZM158 180V181H157ZM166 180H168V182L170 183H168V182H166ZM178 181V183H177V181ZM227 180H229L228 181V187L229 188H231V190H233L232 189V187L233 186H235L236 187V185H238V187H236V190L237 189H239L237 192H236V190H235V188H234V190H233V193L231 192V190L227 187L226 188V182H227ZM30 181V182H31ZM56 181H57V183L58 182H60V184L62 185H60L59 186V184H55L56 183ZM66 183H65V182ZM133 181H135L134 183H137L138 181H140L139 183H137L136 185H138V188H137V186H135V185H133V186H135V187H131V184H134L133 183ZM152 181H151V183H152ZM157 181V182H156ZM161 181H164V182H166V183H168L169 185H165V183H161ZM173 181V182H172ZM176 181V182H175ZM180 181H181V183H180ZM184 181V182H183ZM217 181H218V183H217ZM221 181V182H222ZM249 181H251V183H252V185H251V187L252 188H249V189H247L249 186H250V182ZM36 182H37V184H36ZM46 182V183H45ZM52 182V183H51ZM54 182V183H53ZM63 184H65V185H63ZM92 182V183H91ZM124 182V183H123ZM132 182V183H131ZM147 182V181H146ZM145 182V183H146ZM147 182V183H148ZM230 182H231V184L233 183V184H235V185H231V187H230ZM91 183V184H90ZM94 183V184H93ZM150 183V184H151ZM152 183V184H153ZM174 183H177V184H174ZM186 183V184H185ZM223 183V182H222ZM238 183H240V184H238ZM245 183H246V185H245ZM248 183V184H247ZM44 184V185H43ZM50 184H52L51 186H50ZM90 184V185H89ZM96 185L95 187L93 186V185ZM124 184V185H123ZM129 184V183H128ZM140 184H144L143 186H146L144 189H142L143 188V186H141ZM149 184V183H148ZM172 184V185H171ZM180 184V185H179ZM257 184V185H256ZM112 185V186H113ZM118 185V184H117ZM125 185H127V186H129V188L127 187V186H125ZM166 187H165V186ZM177 185V186H176ZM182 185V187L183 188H180V186ZM225 185V187H223ZM247 185H249V186H247ZM256 185V186H255ZM57 186V187H56ZM83 186V185H82ZM150 186V185H149ZM153 186V187H152ZM168 186H170V187H168ZM172 186H173V188H172ZM176 186V187H175ZM41 187H42V189H41ZM46 187V188H45ZM49 187V188H48ZM55 187H56V189H55ZM63 187V188H64ZM125 187H127V189L125 188ZM139 187H141V189L139 188ZM163 187V188H162ZM165 187V188H164ZM167 187H168V189H167ZM241 187V188H240ZM243 187V188H242ZM257 187H258V189H257ZM52 188V189H51ZM55 190H54V189ZM60 188V189H59ZM90 188V189H89ZM119 188V189H118ZM132 188V189H131ZM160 188V189H159ZM174 188H175V190H174ZM186 188V187H185ZM246 188V189H245ZM260 188H262V189H260ZM37 189V190H36ZM92 189V190H91ZM116 189H118V190H116ZM130 189H131V191H130ZM155 191H154V190ZM164 189L165 190V192L163 191L162 192V190ZM173 189V190H172ZM181 189V190H180ZM187 189V188H186ZM185 189V191H187V194L189 193L188 192V190L189 189H187L186 190ZM227 189H228V191H227ZM250 189H253V190H250ZM48 190V191H47ZM80 190V189H79ZM88 190H91V191H88ZM136 192H135V191ZM140 190H142V192L140 191ZM143 190L145 191L144 193H143ZM166 190H171V192H170V194H169V191H166ZM242 190V191H241ZM32 191V192H33ZM112 191H114V192H112ZM132 191H133V193H132ZM159 191V192H158ZM230 191V195L229 194H226V193H228ZM234 191L236 192V193H234ZM252 191V192H251ZM258 191H259V193H258ZM263 191V192H262ZM51 192V193H50ZM77 192V193H78ZM92 192H91V194H92ZM111 192V193H110ZM116 192V193H115ZM138 192H140V193H138ZM158 192V194H159V196L157 195H155L154 193H157ZM162 192V193H161ZM33 193H35V192H33ZM35 193V194H36ZM120 195H119V194ZM123 193V194H122ZM127 193V194H126ZM147 193V194H146ZM152 193H153V195H152ZM161 193V194H160ZM165 194V196H164V194ZM185 193V192H184ZM246 193H248V194H246ZM261 193V194H260ZM82 194H83V196H82ZM85 194V195H84ZM112 195V199H110L111 198V196H109V195ZM115 194V195H114ZM117 194V195H116ZM135 195V197H134V195ZM150 194V195H149ZM239 194H240V196H241V198H242V202L243 201H245V202H247V204H245V202L244 203H242L241 201H240V203H238L239 201H238V199L239 198H237V195L239 196ZM243 194V195H242ZM113 195H114V197H113ZM124 196V197H120V196ZM128 195V196H127ZM147 195V196H146ZM154 195H155V197H154ZM168 195V196H167ZM225 195H228L229 197L231 196H233L234 198V200H236V198H237V201H233V199H232V201H230L229 199L231 198H228V196L226 197ZM75 197V198H77V199H75L74 201H76L75 203L76 204H80V203H82V199H78V198H80V197ZM109 196V197H108ZM115 196H116V198H115ZM117 196H119L118 198H117ZM127 196V197H126ZM138 196V197H137ZM144 196V197H143ZM153 196V197H152ZM164 196V197H163ZM171 196V197H170ZM142 197V198H141ZM151 197V198H150ZM159 197H161L160 199H159ZM165 197H167L166 198V200H165ZM236 197V198H235ZM243 197H245V199L243 198ZM246 197H247V199H246ZM250 197V198H249ZM254 197V199H251V198H253ZM85 198V199H84ZM109 198V199H108ZM123 198V199H122ZM128 198V199H127ZM135 198V199H134ZM155 198H157L156 200H155ZM170 198V199H169ZM215 198V197H214ZM224 200H226V201H224ZM227 198V199H226ZM257 198V200H255ZM121 199V200H120ZM141 199V200H140ZM148 199H150V201H156V202H158V203H156V202H150V201H147ZM169 199V201H167ZM249 199H251L252 200V202H251V200H249ZM115 202H114V201ZM120 200V201H119ZM124 200V201H123ZM134 200H135V202H134ZM215 200V199H214ZM239 200H241V199H239ZM248 200V201H247ZM123 201V202H122ZM129 201V202H128ZM130 201H132V202H130ZM159 201H160V205H161V203L164 205L163 206V208L161 207H159L160 205H159ZM165 201H166V205H165ZM80 202V203H79ZM94 202V203H93ZM110 202V203H109ZM120 202V204L121 205H119L118 203ZM137 202V203H136ZM145 202V203H144ZM152 203V204H150V203ZM214 202H217V201H214ZM221 202V205H223V203ZM254 202V203H253ZM73 203V202H72ZM108 205H107V204ZM112 203H114V204H112ZM127 203L131 206V207H129V205H127ZM134 204V205H132V204ZM232 203H233V205H235V206H233L232 205ZM253 203V204H252ZM92 204H94L93 206H92ZM109 204H111L112 206H113V210H112V208H110V207H112L111 205L109 206ZM119 206H118V205ZM138 204V205H137ZM156 204L158 205L157 207L158 208H156V207H154V206H156ZM188 204V205H187ZM216 204V203H215ZM242 204L244 205L245 204V207L243 206V208L241 207L242 206ZM73 205L74 204H72L71 205V208L73 207ZM91 205V206H90ZM146 205H148V206H146ZM193 205H194V203H193ZM221 205H219V206H221ZM253 205H255L254 207H253ZM53 207V210H52V207ZM56 206V207H55ZM77 206H80V205H77ZM108 206V207H107ZM119 208H118V207ZM135 208H134V207ZM150 206V207H149ZM162 206V205H161ZM181 206V208H179ZM187 206H189L192 210L190 211L189 210V207H187ZM218 206V207H219ZM232 206H233V208H232ZM106 207H107V211L108 212H106ZM115 207H116V210H115ZM121 207V208H120ZM123 207H124V209H123ZM133 207V208H132ZM217 207V208H218ZM222 207V206H221ZM221 207H219L220 209H221ZM241 207V208H240ZM40 208V209H39ZM51 208V209H50ZM108 208H109V210L111 209L112 210V212H111V210L109 211L108 210ZM148 208H151V209H148ZM185 208V209H184ZM91 210V211H93V213L91 212V211H89V210ZM95 209H97V208H95ZM102 209V208H101ZM118 209V210H117ZM130 209V210H129ZM137 211H136V210ZM153 209L155 210V213L156 212H158V215H157V213L155 214H152V212L151 211H153ZM180 209H184L185 211H183V212H185L184 213V215H181V213H182V211L180 210ZM187 209V210H186ZM255 209H257V210H255ZM261 209V210H260ZM34 210H36V211H34ZM38 210V211H37ZM73 210V211H72ZM75 210V211H74ZM122 210V211H121ZM135 210V211H134ZM148 210V211H147ZM156 210H159V211H156ZM167 210V211H166ZM189 210V213L191 214L190 216H189V213L187 212ZM217 210V209H216ZM222 210V209H221ZM221 210H217V211H221ZM243 210V211H242ZM30 211L31 212H36V214L34 213V215H32L33 213H31L30 214ZM114 211V212H113ZM115 211L117 212V214H115ZM139 211V212H138ZM170 211H173V212H170ZM214 211H215V209H214ZM253 211H256V212H254L253 213ZM37 212H39V214H40V220L39 219H37L38 218V214H37ZM50 212V213H49ZM52 212H53V214H52ZM55 212V213H54ZM70 212V213H69ZM72 212V213H71ZM74 212V213H73ZM78 212V213H77ZM82 214H81V213ZM85 212V213H84ZM87 212V213H86ZM89 212V213H88ZM96 212V213H95ZM121 212L123 213V214H121ZM131 213L132 215H130L129 213ZM151 212V213H150ZM154 212V211H153ZM162 212H164L165 213V218H164V213L162 214ZM170 212V213H169ZM192 212H193V214H192ZM228 212V213H229ZM238 212V213H237ZM243 212V213H242ZM248 212V213H247ZM65 213H66V215H65ZM76 213V214H75ZM84 213V214H83ZM107 213V214H106ZM112 213H113V215H112ZM120 213V214H119ZM166 213H167V215H166ZM170 215H169V214ZM174 215H173V214ZM186 213H188V216H187V214ZM211 213H215V212H211ZM217 213V212H216ZM216 213H215V215H216ZM220 213V212H219ZM255 213H256V216H255ZM29 214V215H28ZM51 214V216H49ZM71 214H73V215H71ZM80 214V215H79ZM97 216V214H99L98 216H97V218H94V216ZM112 215V217H114V219H115V221H111V220H114V219H112L111 218V215ZM114 214H115V216H114ZM136 214H138V216H141L140 218L136 215ZM151 215V217H148V216H150ZM159 214H160V217H159ZM171 214H172V216H171ZM183 214V213H182ZM196 214V216H198ZM223 214H224V216H223ZM226 214V215H225ZM241 216H239V215ZM242 214V215H241ZM248 214V215H247ZM254 214V215H253ZM26 215H27V217H26ZM37 215V216H36ZM41 215H42V218H41ZM88 215H89V217H88ZM110 215V216H109ZM124 215V216H123ZM128 215H130V216H128ZM136 216L137 217V220L138 219H140V220H138V221H136V218H134L133 219V217L132 216ZM183 216V217H181V216ZM219 215V214H218ZM247 215V216H246ZM32 216H35V218L34 217H32ZM63 216V217H62ZM72 216V217H71ZM74 216V217H73ZM77 216H80V217H77ZM91 216V217H90ZM102 216V217H101ZM104 216H105V220H104ZM123 216V217H122ZM128 216V217H127ZM154 217V219H153V221H152V218ZM158 217V220H159V218L160 219H162V220H155V218L156 217ZM217 216V215H216ZM237 216V217H236ZM255 216V217H254ZM44 217V218H43ZM48 217V218H47ZM51 217V218H50ZM55 217V218H54ZM58 217H60V218H62V219H60V218H58ZM64 217H66V219L64 218ZM101 217V218H100ZM110 217V218H109ZM121 217V218H120ZM130 217V218H129ZM143 217H144V219H143ZM24 218H27V220H25ZM28 218H30V219H28ZM32 218H34V220L32 219ZM53 218V219H52ZM56 218H58L57 220H56ZM89 218V219H88ZM92 218V219H91ZM98 218H100V219H102L103 218V221L102 220H100V219H98ZM120 218V219H119ZM142 218V219H141ZM151 219V221L152 222H149L150 220L149 219ZM177 218H179L178 220H177ZM240 218H242V219H240ZM248 218V219H247ZM38 221H37V220ZM42 219H43V222H44V220H45V223H43L42 222ZM82 219V220H81ZM85 219V221H84V225L82 226V221ZM91 219V220H90ZM96 219V220H95ZM107 219H108V223H107ZM109 219H111V220H109ZM130 219V220H129ZM131 219L132 220H134L135 222H133V221H131ZM172 219V220H173ZM187 219H185V220H187ZM228 219V220H229ZM241 220V222H244V224H242L241 222H240V220ZM246 219V221H244ZM62 220V221H61ZM66 220V221H65ZM87 220H88V222H87ZM98 220H100V221H98ZM148 220V221H147ZM154 220L158 223V222H160L161 223V225L160 224H157V223H155V225H158L157 227H153V226H155L154 225ZM171 220V219H170ZM171 220V223H174V221H172ZM248 220V221H247ZM251 220V221H250ZM23 221H25L26 222V224H25V222H23ZM41 221V222H40ZM58 221V222H57ZM60 221V222H59ZM79 221H81V222H79ZM110 221H111V223H110ZM120 221V222H119ZM141 221V222H140ZM181 221V222H180ZM40 222V223H39ZM68 222V224L66 225V223ZM85 222H87V223H85ZM96 222V223H95ZM104 222V223H103ZM112 222H116L117 224L119 223L120 224V226L119 227H117L115 224L116 223H112ZM124 222H131L132 224L133 223H135V225H138L139 226V229L137 228V226H135L134 224H133V226L131 225V223L128 225V228L126 229V227H127V225L124 223ZM144 222V223H143ZM146 222V223H145ZM177 222V223H176ZM179 222H180V225H179ZM194 224H193V223ZM248 222H250L249 224H248ZM252 222V223H251ZM254 222V223H253ZM29 223V224H28ZM42 223V224H41ZM59 223V224H58ZM81 224V226L79 225V224ZM102 224V226H100L101 227V229L99 230H96V229H94V231L93 232H91L93 229V227L95 226V227H97L98 225L97 224ZM106 223V224H105ZM149 223H151V224H149ZM21 224V225H20ZM25 224V225H24ZM44 224V225H43ZM59 226H58V225ZM73 224V225H72ZM108 224H110L111 226H112V224L114 225L113 227L115 228V229H113L112 227H109V225ZM147 224V225H146ZM151 225L152 227H150L149 225ZM195 224H197L196 226H195ZM48 225V226H47ZM141 225V226H140ZM174 225V226H173ZM179 225V226H178ZM248 225V226H247ZM67 226V227H68ZM87 226H89V227H87ZM91 226H93L91 229H90V231H89V229L88 228H90ZM145 226H147V228H149V230L148 231H146L147 230V228L145 227ZM163 227V228H160V227ZM176 226H177V229H176ZM201 226V227H200ZM45 227V228H44ZM47 227V228H46ZM53 227V228H52ZM80 227V228H79ZM82 227H84V228H82ZM94 227V228H95ZM131 227H132V229H131ZM136 227V231H134V228ZM142 227V228H141ZM158 227H159V229H158ZM173 227H175V229H173ZM196 227L198 228V230H196ZM245 227V228H244ZM43 228H44V230H43ZM64 228V227H63ZM69 228H66L65 227V229L67 230V229H69ZM116 228H117V230L119 229V233L117 232V230H116ZM155 231L156 230V232H153L152 233V231H150V230H152V229ZM156 228V229H155ZM201 228V229H200ZM82 229V230H81ZM88 229V230H87ZM146 229V230H145ZM161 229V230H160ZM193 229H195V231L196 232H194L193 231ZM201 230V232H200V230ZM244 229V230H243ZM32 230H33V232L34 233H32ZM37 230V231H36ZM79 230V233L77 232ZM85 230V231H84ZM113 230H116V231H113ZM133 230V231H132ZM137 230H139L138 232H137ZM190 230H192V231H190ZM261 230V231H260ZM40 231H41V233H40ZM48 231V230H47ZM125 231V232H124ZM127 231V232H126ZM199 231V232H198ZM246 231V232H245ZM23 232V233H22ZM25 232V233H24ZM28 232V233H27ZM115 232L116 233H118V234H116L115 236L113 235V234H115ZM148 232V233H147ZM181 232L183 233V234H181ZM198 232V233H197ZM249 232V233H248ZM87 233V235H85V234ZM104 233V232H103ZM126 233H127V236H126ZM144 233H142V234H144ZM153 234L154 236L153 237H151L152 235L151 234ZM155 233V234H154ZM195 234V236H194V234ZM202 233V234H201ZM41 234V235H42ZM198 236H197V235ZM200 234V235H199ZM251 235V237L253 238H251L250 237V235ZM255 234V235H254ZM73 235V236H72ZM76 234L75 233H73V234H71V236L74 238V241H73V243H74V245H73V243H72V237L71 236H68L69 237V239L66 241V240H63L62 239V241H61V239L60 240H58L57 241V238L54 240V239H52V238H55V237H49V236H46V237H43V239L44 240H41V241H39V242H41V245H39V242H37V243H35V246H33V245H31L30 247H28V246H26L25 247V249L27 248V250L30 248V249H32V248H35V249H37V248H43V250L45 249V247H46V249L47 250H51L52 249V247H54L55 248V246H56V248L55 249H57V246L59 247V248H61V246H59V245H64L66 242L67 243H70V244H67V246L68 247H70V248H72L73 246H75V245H77L78 244V241L75 239V236ZM104 235H105V233H104ZM112 235L114 236V239L112 240ZM124 235L126 236V238L124 237ZM130 235V236H129ZM172 235L174 236V235H176V237H175V241H173V237H172ZM180 235V236H179ZM219 235V236H218ZM218 235H216V237H217V239H216V241L215 242H217V243H219L220 241L222 242V240H223V235H221L220 233H218ZM253 235V236H252ZM259 235V236H258ZM78 236V237H79ZM119 236H121V237H119ZM179 236V237H178ZM244 236V237H243ZM78 237H77V239H78ZM88 237V236H87ZM124 237V238H123ZM128 237V238H127ZM197 237H198V239H197ZM222 239H221V238ZM239 237H243V240H242V238H239ZM248 237H249V239H248ZM255 237V238H254ZM119 238V239H118ZM148 238V239H147ZM179 238V239H178ZM188 238H189V240H188ZM262 238V239H261ZM47 239H50V240H48V241H50L51 242V245H49V242L48 241H45V240H47ZM107 239H109V241L107 240ZM122 239H123V242H126V244L125 243H123L122 242ZM172 239V240H171ZM183 239H187L184 243H183ZM219 239V242L217 241ZM237 239V240H236ZM241 239V240H240ZM245 239V240H244ZM250 239H252V240H250ZM71 242H70V241ZM76 240V241H75ZM80 240V242L82 241L83 242V240H82V237H81V239H79ZM201 242H200V241ZM248 240H250V241H248ZM42 241H45L44 243L42 242ZM53 241H55L54 243H53ZM63 241H65V243H62V244H59L58 242H63ZM118 243H117V242ZM180 241V242H179ZM225 241V240H224ZM240 241H242V243L240 242ZM252 241V242H251ZM255 241H256V243H255ZM80 242H79V244H80ZM164 242V243H165ZM173 242H175V244L173 243ZM178 242H179V246H177L178 245ZM192 242V243H193ZM245 242V243H244ZM250 243V245H251V247L249 246V245H246V243ZM46 243V244H45ZM77 243V244H76ZM114 243V242H113ZM182 243V244H181ZM196 243H198V244H196ZM247 243V244H248ZM53 244V245H52ZM55 244V245H54ZM59 244V245H58ZM66 244H65V246H63L62 245V248H65V247H67L66 246ZM79 244H78V246H79ZM252 244L254 245V246H252ZM44 247H43V246ZM49 245V247L51 248V249H49L47 246ZM81 245H83V243L82 244H80V248L79 249H81L82 248V246ZM174 245V246H173ZM202 245H204L203 247H202ZM245 245V246H244ZM169 246V247H168ZM176 246V248H174ZM240 246V247H239ZM32 247V248H31ZM67 247V248H68ZM122 247V249H124ZM173 248V250L171 249V248ZM178 247H179V249H178ZM190 247V248H191ZM238 247H239V250H238ZM254 247V248H253ZM61 248V249H62ZM75 248L77 249L78 247L77 246H75ZM168 248H170L169 249V251H167L168 250ZM196 248V249H195ZM34 249V250H35ZM45 249V251H42L41 252V250H36L37 251V253H35V252H32V253H35V254H38V251H40L41 253H43L44 254V252H46L47 250ZM72 249H74V248H72ZM76 249H74V250H76ZM79 249H77V250H79ZM250 249V250H251ZM177 252H176V251ZM179 250V251H178ZM193 250V249H192ZM237 250L239 251V253L237 252ZM253 250H251L252 252H253ZM207 251H209V253L207 252ZM210 251H211V253H210ZM240 251H241V253H240ZM258 253V254H256V252ZM39 252V253H40ZM86 252H87V254H88V252H90V251H87L86 250ZM171 252V253H170ZM176 252V253H175ZM178 252H180L179 254L181 255V257L179 256V254L177 255V258L175 257H173V255L175 256V254H177ZM185 252V250H183V253L182 254H185L184 253ZM209 254H207V253ZM212 252H214L213 254H215V256L213 255V257H212ZM206 253V254H205ZM237 253H238V255H237ZM260 253H262L261 255H259ZM91 255H92V253H90ZM89 254V255H90ZM205 254V255H204ZM220 254V255H221ZM232 254H234V255H232ZM243 255V256H241V255ZM239 256L240 258V261H239V259H238V257L237 256ZM256 255H258L257 256V258H256ZM179 256V257H178ZM259 256H262V257H260L259 259H258V257ZM172 257V258H171ZM224 257H226V260H223L224 259ZM233 257H235V259L233 258ZM86 258H88V259H90L91 261L89 262V260L87 259H85V264H89V263H92V264H100V262H98L96 259H94L92 256H88V257H86ZM179 258V259H178ZM184 258V260L183 261H181L182 259ZM217 258H218V260H217ZM262 258V259H261ZM181 259V260H180ZM210 259H211V261H210ZM212 259L213 260H217V261H215V263H214V261L212 262ZM232 259V260H231ZM256 259V260H255ZM261 259V260H260ZM171 262H170V261ZM179 260V261H178ZM220 260V261H219ZM254 260H255V262H254ZM258 260V261H257ZM211 262V263H207V262ZM221 261H224L223 263L221 262ZM228 263H227V262ZM232 261V262H231ZM89 262V263H88ZM180 262V263H179ZM217 262V263H216ZM224 263V264H225ZM233 264H235V263H233Z\"/></svg>", "mask_w": 264, "mask_h": 264}]
</instances>
